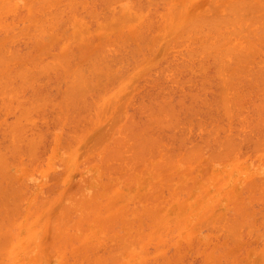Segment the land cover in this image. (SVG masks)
Instances as JSON below:
<instances>
[{
  "label": "bare ground",
  "instance_id": "1",
  "mask_svg": "<svg viewBox=\"0 0 264 264\" xmlns=\"http://www.w3.org/2000/svg\"><path fill=\"white\" fill-rule=\"evenodd\" d=\"M56 1H59V3H60V5L61 6H63V8L64 9H69L68 11H70V10H72V8H74V6H72V8H71V4H72V1H73V3L74 2H76V0L74 1V0H72V1H64L63 2V4H65L66 2H68V3H70V5L68 4V6H70V8L69 7H67V8H65L64 7V5H62L61 4V2L63 1H61V0H0V17L2 16V17H4L1 13L4 11V9L7 11V12H10V11H12L13 12V10L14 11H16V7H18L21 3V5L20 6H22L23 5V7H24V10L21 8V7H19L18 8V10H19V12H22V10L23 11H26L27 9H29V6H28V8L26 7L27 6V4L29 5V4H31V8L29 9V10H31L30 11V13H29V11H28V13H26L27 15H29V16H27L26 15V20H27V18H28V22L31 24V22H32V18H34V13H36V14H43L44 13V10L46 9V10H48L49 8H51L52 6H53V4H51V3H54V6L55 5H57V3H55ZM107 2L106 4H107V6H108V4L111 2V1H114V0H109V2H108V0L106 1V0H102V2ZM115 1H117V0H115ZM118 1H120V0H118ZM124 1V0H123ZM131 1V0H130ZM135 1V0H134ZM137 1H140V0H136V3L135 2H133L132 4H131V2H130V4L132 5L131 7H133L134 8V5H135V8L134 9H136L138 6H140L141 5V1L137 4ZM142 1H144V0H142ZM145 1H147V0H145ZM152 1V0H151ZM160 1V0H159ZM166 3H165V2ZM172 0H161L160 2H164V4H169V5H171L172 4V2H171ZM175 1V0H174ZM176 1H179L180 2V0H176ZM188 1V0H187ZM209 1V0H208ZM211 1H213V2H211ZM210 1V3H207V5L208 6H212V10H215L214 9V7L215 6H217L218 8H220L219 6H221V8L224 6V8H222V9H224L225 11H223V12H225V13H223L222 11V13H223V16H220V17H222V18H224L225 16H227L225 19H223L222 20V18H221V20H219V15H214L213 13L215 12H217V10L216 11H213V13L211 12L212 10H209V9H211V8H209V7H206V8H209L208 10H201L198 14H199V16H196V17H194V16H192L190 13H189V10L188 9H186V11H184L185 9L183 8L184 6H183V4L185 3L186 4V1H184V3L182 4V5H180V7H182V9L179 7L178 8V11H177V15L176 14H174L173 13V16H172V11H174V10H172V8L171 9H169V11H167V12H170V13H164L165 14V16L167 15L168 17H170L171 18V16L172 17H174V21H177V26L175 27L174 26V28H173V25L171 26V23L169 24V26H171V27H169V30L167 31L168 33H170V34H168V35H174L173 36V39L175 38V33H176V36L179 34V32L180 31H182L181 29H183V32H184V35H185V33L187 32V31H189V32H187V34L189 33H191V34H193V37H194V35H195V37H197V34L198 33H200V35H201V33H205V32H207V33H205V34H203L201 37L203 38H205L204 39V42L202 43V42H200L201 40H200V38L201 37H199V39H197L198 40V42L194 39V41H193V37H192V35L190 36V35H185V37H184V35H182L181 33L182 32H180V34L175 38V40L176 41H174L173 39H172V35L171 36H169V41H167L166 42V40H167V38H166V40L164 41L163 40V42L162 41H160L159 43H161V44H163V43H167V44H165V46L164 47H166V45H168V44H170L169 42L171 41L172 43L173 42H177V38L179 37V38H187L188 36H190L191 38H187V39H185V40H187V46H189V43H188V41H189V39L190 40H192L190 43H194V44H196V46H200V48H196V46H194V44L192 45V47H193V49L195 50V48L196 49H201L202 47H203V49H201L200 51H199V53H198V51L197 50H195V51H193V49H191L192 47H191V45L189 46V47H191L190 49L192 50V53H191V51H189V48L188 47H186V46H183V45H185V44H181L182 46L181 47H186L185 49H187V52L186 51H184L181 55H184L185 54V56L187 55V58L188 57H191V55H192V58H195V56H193V55H200L201 53H202V63L204 62V60L205 59H207L208 60V58H210V61H212L214 58H215V56H216V59H215V61L213 60V62L214 63H211V64H213V66L212 67H214L215 69H214V73H215V71H216V73L214 74V75H216L217 77H219L218 75H220V76H222V78H223V76L224 75H226L225 76V78H223V79H225V81H228V82H225L224 80V82L227 84L226 86H223L221 83H222V78L221 77H219V78H217V80H218V82L217 83H219L218 85L220 86V87H222V88H220L219 87V89H223V87H225L224 88V90L226 91V92H228V94L224 91V90H221V91H224V93H222L221 91H219V92H221L222 94H220V96L218 97L219 98V100L220 99H222L221 101L223 102H221L220 103V105H218V109L222 106V108H225V109H223V110H225V112H227L226 113V115H230L231 116V114L232 113H234L236 110L238 111V107H236V105L237 106H239V104L238 103H241L242 101L241 100H244V99H246L247 97H249V96H247V97H245L244 95H242V93L243 92H245V91H240V92H242V93H240L239 91L237 92V90H233L232 88H234L235 86H239V84H242V83H244V82H242L241 83V81H244V79H245V81L247 82L248 80H252V79H254V78H251L252 76L251 75H253L252 73H253V70L251 71V70H249L248 68L247 69H245V70H249V72H251L250 73V77L247 79V74H246V78H243V76H244V73H243V75H241L242 74V72H243V70H242V68L243 67H241V66H244V68L246 67L245 65H249V63H247V60H246V54H247V48L248 47H250V45H251V48H253V44L252 43H254V42H252V41H255V42H257V40L258 41H261L260 39H262V38H264L263 37V34H264V32L262 31V29H264V23H262V21L264 22V17H262V16H264V11L262 12L263 14L261 15V14H259L260 12V10H261V8H264L263 6H262V3H260L261 1L263 2L264 0H261L260 2H258L259 4L258 5H256L255 6V3L257 2V1H259V0H254V1H250V0H248L249 1V5L251 6H249V5H247L248 4V1L246 2V0H229V1H227V0H225L224 2H223V0H221L223 3H221V1L220 0H216V1H218V3H217V5H215L214 6V0H211ZM220 1V2H219ZM120 2H122V1H120ZM149 3H145L146 5L147 4H149V5H151L150 3V1H148ZM160 2H158L157 1V4H155L154 6H156V5H158V3H160ZM193 2V1H192ZM195 2L196 1H194V3L193 4H195ZM254 2V4H252ZM18 3H19V5H18ZM35 3H36V5H35ZM38 3V4H37ZM46 3H47V6H45L44 7V4L46 5ZM49 3V4H48ZM59 3H58V5H59ZM117 3V2H116ZM119 3V2H118ZM125 3V2H124ZM129 2H127L126 4L129 6V4H128ZM143 3V2H142ZM143 3V4H144ZM154 3H155V1H154ZM153 1H152V6H153ZM171 3V4H170ZM212 3V4H211ZM220 3H221V5H220ZM225 3V4H224ZM230 3V4H229ZM25 4H26V6H25ZM42 4H43V6H42ZM76 4H77V2H76ZM102 4H104V3H102ZM105 4V5H106ZM111 4V3H110ZM136 4H137V7H136ZM161 4V3H160ZM163 4V5H164ZM173 4H174V2H173ZM172 4V5H173ZM179 4V3H178ZM224 4V5H223ZM232 4V5H231ZM13 5H16L15 6V8L13 9L12 7H13ZM37 5H40V6H42V7H40V9L39 10H41V11H43V12H39V10H37L36 12H34L33 13V11L35 10L34 8H36L35 6H37ZM50 7H49V6ZM57 5V6H58ZM67 5V4H66ZM73 5V4H72ZM118 5V4H117ZM119 5H121V4H119ZM123 5V4H122ZM141 6V7H138L136 10H141L143 7L145 8H143L142 9V11L143 10H145L146 11V13H147V7H148V5L147 6ZM163 5H160V7H157L158 8V10H159V8H162V7H165V6H163ZM169 5H167L166 7H168ZM187 5V4H186ZM185 5V6H186ZM223 5V6H222ZM227 5V6H226ZM264 5V4H263ZM53 6V7H54ZM104 6V5H103ZM107 6H104V7H107ZM111 6V5H110ZM124 6V5H123ZM175 6H177V2H176V4H175ZM179 6V5H178ZM177 6V7H178ZM210 6V7H211ZM255 6V7H254ZM258 6L259 7H261L260 9L258 8ZM25 7L27 8L26 10H25ZM33 7V8H32ZM43 7L45 8L44 10H43ZM47 7V8H46ZM56 7V6H55ZM54 7V8H55ZM109 7V6H108ZM107 7V8H108ZM117 7V6H116ZM122 6H120V8H121ZM150 7V6H149ZM169 7H171V6H169ZM225 7H227V9H228V12L230 13V14H228L227 13V9L225 8ZM249 9H248V8ZM254 7V8H253ZM37 8H39V6H37ZM36 8V9H37ZM52 9L53 11H54V13H57V11L55 12V10H57V9ZM57 8V7H56ZM59 8V7H58ZM84 8H86V7H84ZM90 8V7H89ZM115 8V7H114ZM119 8V9H120ZM126 8V7H125ZM141 8V9H140ZM154 8H156V7H154ZM174 8V7H173ZM256 8H258L259 10H258V14H257V9ZM22 9V10H21ZM33 9V10H32ZM62 9V8H61ZM60 9V10H61ZM91 9V8H90ZM93 9V8H92ZM96 9V8H95ZM126 9H128V8H126ZM149 9V8H148ZM151 9V8H150ZM149 9V12H148V14L150 13V12H152L151 10ZM168 10L167 8H164V10ZM175 9V8H174ZM180 9V10H179ZM255 11H254V10ZM18 10H17V12H15L16 14H13L12 13V16H14V17H20L21 15H23V13L24 12H22V13H19L20 15H18ZM21 10V11H20ZM74 10H75V8H74ZM77 10V9H76ZM85 10V9H84ZM89 10V9H88ZM107 10V9H106ZM110 10V9H109ZM129 10H131V9H128L127 11H129ZM153 11L155 10V9H152ZM158 10H156V11H158ZM163 10V9H162ZM163 10V11H164ZM165 10V11H166ZM172 10V11H171ZM219 10V9H218ZM253 10V11H252ZM51 11V10H50ZM50 11H48V12H50ZM73 11V10H72ZM91 11H95V12H97L96 10H91ZM91 11H89V12H91ZM111 11V10H110ZM109 11V12H110ZM116 11V10H115ZM115 11H113V13L115 12ZM122 11V10H121ZM120 11V12H121ZM125 11V10H124ZM132 12H133V10H131ZM130 11V12H131ZM135 11V10H134ZM156 11H154V12H156ZM159 11H161V10H159ZM182 11V12H181ZM197 11V10H196ZM203 11H205L206 12V15H208V18H207V16L205 15V12L203 13ZM210 11L211 13L210 14H208V12ZM249 11V12H248ZM262 11V10H261ZM45 12H47V11H45ZM62 12V11H61ZM76 12V11H75ZM95 12H94V14L93 13H91L92 15H94L95 17H97L98 15L97 14H99V12L97 13V14H95ZM108 12V11H107ZM108 12V13H109ZM140 13H143V12H141V11H139ZM139 12H135V15L137 16L138 14H139V16H140V13ZM184 12H185V14H184ZM203 14H202V13ZM244 12V13H243ZM245 12H247V13H249V14H245ZM250 12H254V13H256V14H254V16H253V14H250ZM25 13H24V17H25ZM51 13V12H50ZM53 13V12H52ZM59 13V12H58ZM57 13V14H58ZM62 13H64V12H62ZM65 13H67L66 15H68V12L66 11ZM72 13V12H71ZM70 13V14H71ZM111 13H112V11H111ZM111 13H109V15L111 14ZM116 13V12H115ZM123 13V12H122ZM134 13V12H133ZM137 13V14H136ZM179 13V14H178ZM181 13V14H180ZM193 13H195V12H193ZM201 13V14H200ZM220 13V12H219ZM226 13H227V15H226ZM7 14H9V13H7ZM5 15V11H4V15L6 16L4 19H7V16L8 15ZM34 14V15H33ZM41 14V15H42ZM46 14V13H45ZM48 14V13H47ZM56 14V15H57ZM60 14V13H59ZM78 14V13H77ZM121 14V13H120ZM124 14L126 15V13L124 12ZM158 14V13H157ZM224 14H225V16H224ZM10 16H11V14H9ZM32 16V18H30L29 19V17H31ZM41 15H40V17H39V19L41 18ZM49 16H46V15H42V19L44 20H42V19H40V20H38L39 21V23H40V21L41 22H47V19H48V21L50 22L49 23V25L50 24H52L51 22L52 21H54L55 20V24H54V22H53V27H54V29H55V26L56 27H59V26H57V23L58 22H56V21H58V19H61V17H59V15L58 16H56V15H54L53 16V14H48ZM52 15V16H51ZM64 14H62V15H60V16H62V19L59 21L60 23H65V20H67V16L66 15H64V16H66V18L63 16ZM86 15H89V13L87 12L86 13ZM92 15H90L89 17H91ZM97 15V16H96ZM111 15H115V14H111ZM111 15L109 16V17H111ZM124 15V16H125ZM128 16L129 15H131V14H127ZM144 15H147V14H144ZM155 15V14H154ZM160 15V14H159ZM170 15V16H169ZM211 16V18H212V20L210 19V16ZM228 15H229V17H228ZM239 15H241V16H239ZM242 15H243V17H242ZM245 15H246V17H245ZM248 15V16H247ZM253 17H256L255 15H258L256 18H253ZM10 16H8V18H11ZM36 16V15H35ZM58 18L57 20H56V17ZM69 17H70V15H68ZM101 16V15H100ZM106 16V15H105ZM132 16H134V14L132 15ZM147 16H149V15H147ZM146 16V17H147ZM157 16V15H156ZM161 16V15H160ZM159 16V17H160ZM201 16L203 17V19L201 18ZM213 16V17H212ZM218 17L217 19L215 18V17ZM232 16H234V17H232ZM238 16V17H237ZM46 17H49V18H47L46 19ZM51 17H55V18H53L52 20H51ZM64 17V18H63ZM71 17H72V15H71ZM70 17V18H71ZM83 17V16H82ZM94 17V18H95ZM152 17V16H151ZM162 17H163V15H162ZM168 17H165L166 18V20L167 21H165V23L166 22H168L169 21V19H167ZM176 17L178 18V19H176ZM249 17H251V18H249ZM262 17V19H260ZM23 18V17H22ZM36 19H33V22L35 23L36 21L35 20H37V17H35ZM69 18V20H71V21H73V19H74V21H76V19L78 20V19H80L81 17L79 16V14H78V16H77V18H76V16L73 14V19H70ZM99 18V17H98ZM97 18V19H98ZM106 18H108V15H107V17ZM112 18V17H111ZM144 18V17H143ZM143 18H142V20H143ZM191 18V19H190ZM201 18V19H200ZM232 18V19H231ZM258 18V19H257ZM15 19V18H14ZM21 18H19V20H20ZM46 19V20H45ZM64 19V20H63ZM86 19V18H85ZM113 19V18H112ZM124 19H126V18H124ZM127 19H128V17H127ZM126 19V20H127ZM130 19H132V18H130ZM139 19H141L140 17H139ZM146 19V18H145ZM153 19V18H152ZM156 19H157V17H156ZM160 19H161V21L164 19H162L161 17H160ZM160 19H159V21H160ZM172 19V22H173V18H171ZM170 19V20H171ZM207 19V20H206ZM214 19V20H213ZM243 19V20H242ZM245 19V20H244ZM248 19V20H247ZM251 19L253 20V22H255V21H257L258 22V20L260 21L261 20V22H258L259 24H262L261 25V28H259V27H256V25L255 24H257V23H253L254 24V26H252V24H251V28H255V29H257V30H260V31H262V32H260V31H257V30H254L253 29V32L252 33H254V34H252L251 32V37H250V35H248V33L246 34V32L248 31L249 32V30H246V29H242V27L243 28H247L246 27V21H247V23H248V21L250 20L251 21ZM257 19V20H256ZM3 20V19H2ZM2 20L0 19V21L2 22ZM8 20H10V19H8ZM17 19H15V21H16ZM26 20H25V23L23 22V24H26L27 22H26ZM95 20V19H94ZM99 20L101 21L102 19H98V21L97 22H99ZM107 22H106V24L108 23V20L109 19H105ZM105 20H103V21H105ZM133 20H134V18H133ZM135 20H136V18H135ZM141 20V21H142ZM149 20H150V18H149ZM154 20H155V16H154ZM153 20V21H154ZM189 20H191V21H189ZM225 20V21H224ZM5 21H7V20H5ZM96 21V20H95ZM158 21V20H157ZM186 22V21H189V25H187L188 24V22H187V24L185 25L187 28H185V27H182V23H180V22ZM211 21V22H210ZM222 21H223V23H222ZM244 21H245V24L246 25H244L243 23H244ZM250 21H249V23H250ZM13 22V21H12ZM17 22H19V21H17ZM21 21L19 22V24L21 25V23H22ZM32 22V24L31 25H36V24H39V23H33ZM114 22V21H113ZM140 22V21H139ZM138 22V23H139ZM154 22H156V20L154 21ZM7 23V22H6ZM60 23H58V25H60ZM81 23H82V19H81ZM84 23V22H83ZM82 23V24H83ZM86 23V22H85ZM101 23H102V21H101ZM105 23V22H104ZM192 23V24H191ZM241 23V24H240ZM248 23V25H250ZM7 24H9V21H8V23ZM7 24H6V27H7ZM18 24V23H17ZM18 24V25H19ZM28 24V23H27ZM41 24V23H40ZM40 24L39 25H36V26H34L33 28H34V30H33V28L32 29H30V27H29V29L27 30V32L28 31H31V30H33V32L35 33V30H36V32L38 31V30H40V31H38V33H36V34H39L40 32V36H42V37H40V38H42L43 39V36H44V39H45V37L47 36V35H43V33H42V31L43 30H41V29H43L42 27H41V29L39 28L40 27ZM43 24V25H42ZM41 24V26H45V24L46 23H42ZM61 24V25H62ZM106 24H104V25H106ZM114 24V23H113ZM134 24H136V25H138L137 23H136V21H135V23ZM140 24H143V23H140ZM146 24H148V23H146ZM150 24H151V21H150ZM162 24H164V22L162 23ZM172 24H176L175 22H173ZM219 26H222L223 28H225V29H223L222 28V30L220 29V27H218V25ZM221 24V25H220ZM237 24V25H236ZM239 24V25H238ZM5 26V23H4V25L3 24H1L0 23V26ZM29 25V24H28ZM28 25H24V27H21V28H24L25 29V26L27 27ZM55 25V26H54ZM61 25H60V27H61ZM84 25V24H83ZM133 25V24H132ZM152 25H153V23H152ZM151 25V26H152ZM154 25H155V23H154ZM217 25V26H216ZM236 25V26H235ZM241 25H242V27H241ZM244 25V26H243ZM14 26V25H13ZM21 26H23V25H21ZM38 26V27H37ZM101 26H103V25H101ZM116 26V25H115ZM147 26V25H146ZM145 26V27H146ZM150 26V25H149ZM156 26L158 27V26H160V25H158V24H156ZM156 26H155V28H156ZM163 26V25H162ZM161 26V27H162ZM165 26V25H164ZM167 26H168V24H167ZM188 26H190V27H188ZM228 26H231V27H229L228 29H226ZM234 26V27H233ZM237 26H240V27H237ZM6 27H4V28H6ZM35 27H37V29L35 28ZM46 30H45V28H44V30L45 31H50L52 34H50V35H48L49 37L50 36H52V35H54L53 36V38L52 37H48L47 36V38L44 40L43 39V41H46L47 42V39L49 38L50 39V41H48V43H50V47H49V44L47 45V43H46V46H45V43H43L42 42V44H40V45H42L41 47H42V50H40L39 51V48H40V46L38 47V46H36V45H38L39 43V41H42V39L40 40L39 38H38V41H36L37 40V38L36 37H38V35L36 36V34H34L36 37H35V43L33 42V44H32V47H34V46H36V49H37V51H39V52H34L35 50V48H31L32 50H34L33 51V53L35 54V57H33L34 55H33V53H32V50L29 48V46L31 47V45H29L28 44V48L30 49H28L27 51L29 52V55H30V52H31V54L33 55H31L32 57H30L29 55H28V52L27 53H22V51H21V53H19V51L18 50H14L13 49V47L11 48V49H7L6 47V49L8 50V52H6V50H4V45L5 46H10L9 45V43H7V41H9L10 42V39H8L7 40V38H9V37H7V36H5V35H7V30L9 31V28H11L10 30L12 31V29H13V27H9V25H8V27L6 28V29H4L3 31L4 32H7L6 34L3 32V34H5L4 36H5V39L4 40H6V41H1L0 40V44H1V46L4 44V42H6V44H4L3 45V51H5V54L6 53H8L9 55H3V51H2V48H1V46H0V51H2V54H1V52H0V59H1V57H2V59H4V60H0V111H4L5 109H8V112L10 113V111L12 110L11 108L13 107V103H15V99H17L19 102L17 103V101H16V108L14 109L13 108V110H15V111H12L11 113H13V112H16L17 111V109H19L17 112H16V114L14 115L15 117H14V120H13V118H12V122H11V124H9L8 122H7V125H6V121L7 120H5L4 122H3V120H1L0 121V124L2 125V123H4L6 126L5 127H7V126H9V127H7V129H2L1 128V125H0V129H2L1 130V132H0V135H1V137H3V134H4V137H3V140L2 141H4L3 143V145L1 144L2 142H0V146L2 145V147H0V148H4V145L6 144V146H5V151H7V152H10L9 150L11 149V148H13L12 149V152H14V155H13V153H11L10 152V154H8V153H5V151L4 152H2V150H1V153H3V154H1L0 153V160H1V158L4 156V153L6 154L5 155V158H2V161H3V159H5L4 160V163H2V161H0V259H2L1 261H0V264H181L182 262H184V261H186V260H184L185 258H190L191 257V255L192 254H195V253H197V255L196 256H199L200 254H202V256L203 257H201V258H199V257H196V258H198V260L199 259H203V261L201 260V264L202 263H204V264H219L220 262L222 263V264H264V252H263V249L262 248H255L256 247V245L255 246H252V245H250V243H248V245H247V238L249 239V235H251V237H252V239H254L253 238V236L252 235H254V237L255 236H258L259 238H257V239H259V240H257L258 241V244L257 245H259L260 246V244H263L264 243V233H262L261 231L263 230L264 231V227L262 226L261 227V229L262 230H260L259 231V228H256V225H255V223H256V221H255V216L257 215L258 216V214H259V212L257 211V214L253 211L254 209H253V207H254V205H258V203L260 204L261 202L260 201H264V175L263 176H261L262 177V182L259 184V183H257V185L255 184V185H253V184H250V185H248L249 184V182H252V183H255V182H253V180L252 181H250V179L252 178L253 179V177H251V175H254V174H260V173H264V166H263V164L261 165V164H259V165H255V167H253L254 166V163H253V166L252 165H247V163H245V161L244 162H241V160H239L240 159V152H239V144H238V148L237 147H235L236 146V144H235V142H234V145H233V140L231 139V137H230V133L228 134V136H227V138H228V140H227V138H226V140H225V142L223 141V140H221V138H220V140H221V142H223V143H221L220 141V143H219V145H217V147H215V148H217L216 150L217 151H214L213 152V155L217 158V160H211V162L212 163H214V164H216V165H214V164H212V165H214V166H212L210 169H209V171L208 172H204L203 170V168L204 167H202L201 169H202V173L200 172L199 173V175H201V178H200V176L198 175V178L199 179H197V177H196V175H195V177H193L192 175V173L194 172V171H192L191 169H193V167H196L197 165L196 164H198V162L197 163H195L197 160H199V159H201L204 155H205V153H206V151L205 150H207V149H205V150H203V148H202V146L201 145H199V146H201L200 148H199V146H195V148H194V146H192V148L190 147V150H185L184 152L183 151H181V154H180V152H177L176 150H178V151H180L179 149H181V147H174V145L170 142V140H169V142H168V144H172L173 146H168L169 148H167L166 146V148L167 149H164V147H163V145L165 144H167V139L165 140V138L163 137V135H161V133H162V131H161V133H159L158 132V129L159 128H163L164 127V125H165V123H164V121L166 122V128H168L167 126H169V125H173V124H176L175 125V127H176V130H177V128H180L181 127V125H180V122L182 121V119H181V117L180 116H178V115H176L177 114V111H176V114H174L175 112H174V110L171 108V106H169V104H171V102L170 103H168L167 101H166V99L167 98H165V97H162V99H159L158 97H153V95L151 96L152 98H158L159 99V101L160 102H162V105H163V103H165L163 106L161 105V103L160 102H158V99H157V101L155 102V100L156 99H152V102H155V106L154 107H156L155 109H156V111H155V109H153V106L151 105L150 106V109H149V106H146L147 104H148V102L146 103V104H143V106H142V108L143 109H141V108H139L138 106H136V108H135V110L136 109H138L139 108V112H140V110H142V112H145V108H146V111L147 110H150V111H147V113H146V116H145V120H147L148 118L150 119V121L152 122V121H155V120H158V119H161V115H163L164 116V114H169L168 116H173V119H172V117L169 119V117L168 118H166L167 117V115H165L164 117L162 116V118L164 119V121L162 122L161 120V123L163 124V126H162V124H159L160 123V121H157L158 122V124L159 125H161L162 127H159V128H155V126L157 125L158 126V124H156V121L155 122H150L149 120H147L146 121V123L147 124H149V122L153 125V127H152V125L151 124H149V126L151 127L150 129H153V130H150V132L151 131H153V135L156 133V136H153V135H151L152 133H150V132H148L149 130V126H147L146 125V131H145V129H144V127L142 126V125H140V123L138 122L137 124H139L140 126H142L143 128V130L141 129L140 130V132H142V133H140V132H137V131H135V130H138L137 128H135L136 126H135V123H132V121L133 120H135V118H133L132 117V119L130 118V116H128L129 114V112L127 111V117H128V119L130 120L131 119V122H129V120L128 121H125V120H127V117H125V119H124V117H122L123 119H124V122L123 121H121L122 120V118H121V120H119L118 118H119V116H115V115H117V114H120L119 112H121V114H122V111L120 110L121 109V107L119 108V103L117 104V106H114L115 108H116V110H118V112L115 110V112H114V110H113V108H112V106H111V104H110V99H108V100H106L105 101V104H106V102L107 101H109V103L107 102V104L106 105H108L107 107H109L110 109H108V108H106L105 106H104V108H106L107 110H109L108 112L109 113H111L110 112V110L112 109V113L111 114H113L114 113V115H112V119H115V121L113 122V125H111V124H109V125H111V127L110 126H108V123H110L112 120H108L107 122L108 123H106L105 124V122H104V124H103V126L104 127H106V126H108L109 128H110V130H109V128L107 127V129L105 128V130H104V128L103 129H100L101 130V132H99V126H101V125H99V126H97L95 129L96 130H94V127L92 126L93 125V121L92 120H90L89 119V121H91V123L89 122V124L87 125L86 123V121L88 120H86V116L84 117L83 116V111H80L81 113H82V115L79 113V112H77V114H78V117L76 116H74L73 115V117H74V119H78V121H80L81 120V118H83V120L85 121V124H80V123H84V121H82V122H77V124L79 123L80 124V126H82V128H79V131H81V132H84V133H81V136L83 137L84 135L86 136L87 134H85V133H88L87 131L85 132L84 130L86 129L87 130V128H85V127H87V126H89L90 124H92L91 126L93 127V130H94V132L91 130V132H89L90 134L93 132V133H95L97 130V133L99 132L100 133V135L101 136H99L98 134H96V136L98 137H96L95 135H94V137H93V133H92V139H96L95 141H94V144H93V142H91V141H93L92 139L91 140H89V142L91 143L90 145H88V147L90 146V147H92V148H86L85 147V150L82 152V149H81V147H80V149L81 150H79V148H76L77 147V145L75 146V142H76V140H75V138L77 139L78 137L80 138L81 136L79 135L80 133L78 132V131H75V133L77 132V133H79V134H75V133H73V131H74V129L71 131V133H69V135H71V137H72V134L74 135V137H72L70 140H72V145H73V141L75 140V144H74V151H72V150H69V152L70 151H72V155H70L71 156V160L70 159H67L68 161H71L70 163L68 162V164H67V167H66V169L64 170V173H63V175H62V177L61 178H59V180L61 179L62 180V183L61 184H63V187L61 186V188H59V190H57V192L56 193H52L53 195H58L57 197L59 198H57L56 200L55 199H53V198H51L50 199V196L51 197H53V195H47L48 196V198H47V196H44V197H41L40 198V196H43V190H42V195H40L39 194V191H38V188H39V186H41V182L39 183V182H37V181H35V182H33V184H36V185H34L35 187H34V189H33V185L31 186V184H29L30 182H28V184H29V186L27 185V186H25V187H32V190L33 191H29L28 189H26V188H23L24 186L23 185H25V183H27V181L28 180H32V181H34L35 179L37 180V178L35 177L36 176V174H35V176H34V174L33 173H27V171H26V169H24V167L21 165V163L22 164H25V167H26V165H27V162L26 161H22V159H24L25 158V156H27L25 153L23 154V152L22 151H27L28 149H29V153H27V154H29L30 156H31V158L30 159H32L33 160V156H35V155H43V158H41L40 157V159L43 161L44 160V155L45 154H43V151L41 152L42 154H36L37 152V150L36 149H41L40 148V145H42V147H43V145H45L44 143L45 142H42L43 140H41L42 138H44L45 139V134H47L48 132H46V133H44V134H42V132H41V134H42V136H41V134H39L40 132H35L36 130L35 129H33V128H36V127H32L31 129L30 128H28V124H27V122L26 121H31L30 119H28L29 117H31V113H32V118H33V116H38L39 118L41 117V113L45 110V108H48V107H46L45 106V104H47L48 106L50 105H53V107L54 106H57V103H51V102H48V101H50L51 99H53V98H56L55 100H57V101H59V97L58 96H56V97H53L54 96V93H52V97H50L49 98V95H51V94H47V93H44V92H47V90H43L44 92H40V90H41V85H48V83H49V87H51V85H52V87H53V84L52 83H50L52 80L55 82L56 80L55 79H57L58 78V76H60V78L61 79H59V80H61V81H64L65 80V77H67V75H69L68 76V78H67V81L65 80L64 81V84H65V88H63L62 89V91H64V93L63 94H61V96L63 95V99L65 100V102H67L66 104H65V102L63 101V99L60 97V100L62 99V101L61 102H63V103H61V105L62 104H64V105H60V102H59V104H58V106L56 107V108H58V109H55V110H58V112L59 111H61L60 113H62V114H60L59 113V115H58V113H57V115H56V120H58V121H56V123L57 122H59V124H61V125H66L67 123L69 124H73V127H75V125H76V122H75V125H74V122L72 123V121L71 120H73L74 121V119L72 118V114L73 113H71L69 116H71V120H68V119H66V121H65V123L64 122H62L60 119H62L63 118V116H64V114L66 113L67 114V110H68V113H69V111H70V108L68 109L67 107L69 106H71V104H73V105H75V104H77V103H79V101L81 100V101H83V103L82 104H84V96H86V93H87V96H86V98H88V100L91 98V97H93L94 95V98L96 99V101H97V99L98 98H100V99H102L101 97V94H99V93H106V97L103 95V93H102V95L105 97L104 99H107L108 97H110L109 95L107 96V94H109L110 93V91L108 92V90L110 89V88H112V87H109V88H107L106 87V85H107V83H108V85L110 84L111 86L114 84V87H116V90H115V88L113 89V90H115V92L117 93V94H120L121 92H119V91H122L123 89H126L127 88V86H129V91H130V94H132L131 92V90H133V89H131L130 87L132 86L131 85V83H132V81H131V83L130 84H128V82L130 81V79H131V77L132 76H130L129 77V75H133V74H136L139 70L137 69V71L135 72V70H134V72L135 73H131V74H129V75H127L125 78L126 79H128L129 78V80H125L124 78V80H123V82L125 81V83H127V84H125V83H119V82H117V81H119L118 79H120L121 78V76L122 75H124V74H122L124 71H123V69L124 68H126V69H128V68H131L132 67V65H133V63H132V65L130 64V67H129V65H128V63H130V62H128V61H130V60H132V59H130V60H127V59H129L127 56H125V57H127V61H124V59H123V57H121L122 55V52L124 53H126V51L125 50H127L128 49V47H129V45H132V46H130L129 48H134L135 47V44H133V43H131L130 44V42L132 41V38H131V33H128L130 36H128L127 35V37L128 38H131L130 40V42H129V44H127V42L129 41H126V47L127 48H125V50L123 49V51H122V48H123V45H122V41H120L119 42V44H120V46H122L121 48H120V46H119V44H118V46H119V48H120V50L122 51H120V55H119V53L117 54V52L115 53V55L113 56V57H110V59L111 58H115V60L113 61V62H115V61H117L118 63L119 62H121L122 60H120L121 58L123 59V63L122 64H120L119 65V67L122 69V71H120L121 69L119 68V69H117V71H118V74H119V76H118V74H115V70H114V68L116 67L115 65H117L118 63L117 62H115V63H113V62H111L110 61V59H108V61H110V62H106L105 63V54H104V52L103 51H100L99 53H98V51L100 50L99 48H102V45H103V42L100 44V45H98L97 47H99V46H101V47H99L98 49H94L93 50V53H95V52H97V53H95V54H92V53H85L86 51L84 50V49H86L87 50V48H88V50L87 51H89V49L92 51V46H93V44H92V46L89 48V46L90 45H86L85 47H87V48H85V47H83L84 45V42L85 41H83V40H85V32L87 31V29H86V31L85 32H82L83 33V40L81 39V41H83L82 43L83 44H81V45H83V46H81L80 44H79V47H80V49H78L79 47H71L70 45V43H71V37H69V38H67L69 35H71V34H69V33H67V34H65L64 33V26H62L61 28H60V30H63V32L60 34L59 33V36L61 35L62 36V38L61 39H63L64 40V38H66V39H68V40H64L65 42H63V43H67V42H69V39H70V42H69V46L71 47H68V43L66 44V47L65 46H63V47H65L63 50H67L68 48V52H67V54H66V52H63V50L61 49V48H59L58 47V43L60 44V42H58V38H59V36H58V38L55 36L56 34L58 35V32L59 31H57L56 30V32H55V30L53 29V27L50 25V27H48V22H47V24H46ZM108 27V24H107V26L106 27H104V28H107ZM131 26H129V27H127V28H130ZM133 28H136L135 26H132ZM143 27V26H142ZM154 27V26H153ZM153 27H150L151 29H153ZM205 27V28H204ZM216 27H218V28H216ZM233 27V28H232ZM235 27H236V29H235ZM0 28H3V27H0ZM63 28V29H62ZM98 28V27H97ZM103 28V27H102ZM109 28V27H108ZM126 28V27H125ZM139 28V27H138ZM144 28V27H143ZM160 28V27H159ZM165 28V30L163 29V34H164V31H165V35H166V29H168V28H166V27H164ZM230 28H231V30H230ZM248 28H250V26L248 27ZM247 28V29H248ZM250 28V29H251ZM17 29V28H16ZM20 29V28H19ZM24 29H22V31L24 30ZM48 29V30H47ZM50 29V30H49ZM57 29V28H56ZM132 29V28H131ZM137 29V28H136ZM185 29V30H184ZM188 29V30H187ZM219 29H220V31H223V32H225L224 34L222 33V35H221V32L219 31ZM1 30V29H0ZM6 30V31H5ZM13 30H15V29H13ZM21 30V29H20ZM19 30V31H20ZM51 30H53L54 31V33L51 31ZM78 30V29H77ZM130 30V29H129ZM129 30H126L127 32L129 31ZM144 30V29H143ZM142 30V31H143ZM145 30H147V29H145ZM150 30V29H149ZM154 30H156V29H154ZM201 30H203V32H201ZM206 30V31H205ZM210 30V31H209ZM212 30V31H211ZM213 30H215V33H214V31ZM216 30H217V32H216ZM228 30H229V33H228ZM236 30V31H235ZM245 31L246 30V32H245V35H244V32H241V31ZM2 31V30H1ZM10 31V32H11ZM18 31V29H17V32H18V34L20 33V37H21V32H19ZM25 31V30H24ZM23 31V36L24 35H27V33H26V31L24 32ZM44 31V32H45ZM79 31V30H78ZM82 31H84V30H82ZM124 31V30H123ZM126 31H125V35H126ZM133 31V33L135 32V34H137L138 33V31H137V33H136V31H134L133 29L131 30V32ZM158 31H159V29H158ZM186 31V32H185ZM220 32V34H217V33H219ZM233 31V32H232ZM16 32V33H17ZM130 32V31H129ZM144 32H146V31H144ZM144 32H142L143 34H144ZM150 32V31H149ZM151 32H152V30H151ZM150 32V33H151ZM156 32H157V30H156ZM161 31H159V33H160ZM209 32H212L211 34H209ZM227 32V33H226ZM239 34H237V33ZM257 32H259V33H257ZM12 33V32H11ZM31 34H32V31L30 32ZM49 33V32H48ZM47 33V34H48ZM101 33V32H100ZM114 33V32H113ZM124 33V32H123ZM122 33V34H123ZM140 33V32H139ZM158 33V34H159ZM230 33H231V35H230ZM261 33H262V35H261ZM10 34V33H9ZM13 34H14V32H13ZM12 34V35H13ZM44 34H46V33H44ZM64 34V35H63ZM69 34V35H68ZM110 35H112V32L111 33H109ZM141 34V33H140ZM153 34V33H152ZM155 34H157V33H154L153 35H151V34H147V32L144 34V37H143V35H142V37H140L139 36V38L142 40V38H143V40L141 41L139 38L138 39H136V41L137 40H140L141 41V43H140V41H138L140 44H141V48H145V46L143 47V44L145 43V42H147L148 43V41H145V40H147V37L149 38V36L151 35V36H153V38L155 39V37H156V35ZM207 34H209V36L210 35H212L211 37H213V36H215V37H213V38H211V37H209ZM213 34H215V35H213ZM229 34V35H228ZM241 34V35H240ZM243 34V35H242ZM255 34H256V38L259 36L260 37V35H261V37H260V39H253L252 41H251V39L250 38H254L255 37ZM260 34V35H259ZM33 35V36H34ZM68 35V36H67ZM109 35V36H110ZM117 35V34H116ZM132 35H134V34H132ZM145 35L147 36V37H145ZM155 35V36H154ZM160 35V34H159ZM216 35L217 36H220V37H216ZM223 35H225L226 36V39H225V37L223 36ZM253 35V36H252ZM258 35V36H257ZM17 36H19V35H17ZM30 35H29V33H28V37H29ZM33 36H32V38L31 39H33ZM60 36V37H61ZM63 36H65L64 38H63ZM78 38V33H77V35H73L72 36V39H73V37L74 38H76V37ZM88 36V35H87ZM86 36V37H87ZM91 36V38H90V40L89 41H91V39L94 37H92V35H90ZM90 36H88V37H90ZM99 36H101V35H99ZM109 36H107L108 37V39H110L109 38ZM115 36V35H114ZM137 36H138V34H137ZM198 36H199V34H198ZM205 36H207V38L205 37ZM228 36V37H227ZM230 36V37H229ZM234 36V37H233ZM236 36H238V37H236ZM241 36V38H240V40H242L243 42H244V40H245V37L249 40V41H251L250 42V44H249V41H247V39H246V42H248V43H246V44H244V43H240L239 42V40H238V38ZM7 37V38H6ZM13 37H15L16 38V34H14V36ZM12 36L10 37V38H13ZM20 37H18V38H20ZM98 37V36H97ZM104 37H106V36H104ZM104 37H103V39H104ZM106 37V38H107ZM123 37H125V36H122V38ZM133 37V39H134V37H135V35L134 36H132ZM160 37H162V36H160ZM160 37L158 36V39H160ZM163 37H165V36H163ZM171 37V38H170ZM225 39V41H224V39ZM233 38V40H231L232 38ZM235 37H236V39H235ZM27 38V37H26ZM98 38H100V37H98ZM105 38V39H106ZM117 38V37H116ZM127 38V39H128ZM135 38H137V37H135ZM152 38V37H151ZM201 38V39H202ZM209 38V40H212L211 42H209L207 39ZM211 38V39H210ZM218 38V40H216ZM221 38V39H220ZM243 38H244V40H243ZM1 39H3V38H1ZM17 39V38H16ZM16 39L13 41V43L16 41ZM29 39V38H28ZM31 39H30V41H31ZM48 39V40H49ZM54 39H56V41H54L53 40V42H51L52 40ZM88 39V38H87ZM97 39V38H96ZM101 39V38H100ZM103 39H101L102 41H104ZM112 39V38H111ZM119 39H120V37H119ZM124 39V38H123ZM125 39H126V37H125ZM124 39V40H125ZM222 39H223V41H222ZM12 40V39H11ZM34 40V39H33ZM32 40V41H33ZM149 40V42H150V39H148ZM181 40V39H180ZM206 40H207V42L209 43H207L206 42ZM221 40V41H220ZM228 40H231V41H237L238 43H239V45H238V43L236 44L235 42L234 43H232L231 41H230V43H229V41ZM29 41V42H30ZM59 41H60V38H59ZM73 41H77V39L75 40H73ZM80 41V42H81ZM112 41H113V39H112ZM115 41H116V39H115ZM144 41V42H143ZM203 41V40H202ZM216 41V43H217V41H219V42H221V43H223V47L221 46V48L219 49V48H217V47H220V45H222V44H220L219 45V43H217V44H215L214 42ZM12 42V41H11ZM37 42V43H36ZM57 43L56 45L57 46H55L54 47V45L55 44H53V43ZM95 42V41H94ZM101 42V41H100ZM124 42V41H123ZM156 43L155 44H157L158 42L157 41H155ZM179 42V41H178ZM177 42V43H178ZM181 42H184V40L182 41L181 40ZM213 42V43H212ZM13 43H11L12 45L11 46H13ZM32 42H30V44H31ZM77 43H78V41H77ZM86 44L88 43V42H85ZM112 43H114V41L112 42ZM117 43V42H116ZM134 43H135V40H134ZM139 43H137L138 45H139ZM146 43V44H147ZM227 43V44H226ZM258 43V42H257ZM51 44L53 45V49H52V47H51ZM76 43L75 42H73L72 43V46H74ZM89 44H91V42L89 43ZM106 44V43H105ZM104 44V45H105ZM146 44H144V45H146ZM160 44V46H162ZM198 44V45H197ZM199 44H201V45H199ZM207 44V45H206ZM211 44V45H210ZM214 44V45H213ZM224 44H226V46H225V49H224ZM232 44H234V46L232 45ZM235 44H236V46H238L237 48H235L236 46H235ZM240 44H241V46H240ZM243 44H244V46H243ZM247 44H249V46L247 45ZM256 44V43H255ZM254 44V45H255ZM34 45V46H33ZM116 45V44H115ZM149 45V44H148ZM177 45V44H176ZM176 45H174L175 47H176ZM217 45V46H216ZM229 45V46H228ZM48 48L49 47V49H52V52H53V50H55V52L57 51L56 49H57V47L60 49V50H62V53H63V56L64 57H61L62 56V53L59 51H57V53H55L56 54V56L53 54V53H50V54H48L47 55V53H46V51L47 52H49L48 51V49L46 50V48ZM117 46V45H116ZM124 46H125V42H124ZM154 46V45H153ZM160 46L158 45V49H160ZM171 46H172V44H171ZM205 46V47H204ZM211 46V47H210ZM216 46V47H215ZM231 46V47H230ZM62 47V46H61ZM62 47V48H63ZM68 47V48H67ZM81 47H83V48H81ZM104 47V46H103ZM113 47H114V44H113ZM112 47V48H113ZM156 47V45L154 46V48L152 47V49H156L155 48ZM163 47V46H162ZM170 46H168V48H169ZM208 49H207V48ZM242 47L243 48H246V49H242ZM43 48H44V50H43ZM73 48V49H72ZM115 48V47H114ZM117 49H119L118 47H116ZM138 48V47H137ZM137 48H136V50H137ZM167 48V47H166ZM166 48H164V49H166ZM177 48V47H176ZM214 48H217V49H219V50H216V49H214ZM223 48V49H222ZM227 48V49H226ZM250 48V49H251ZM72 49V50H71ZM116 49V50H117ZM172 49V48H171ZM175 49V48H174ZM174 49H173V51H174ZM179 49V48H178ZM184 49V48H183ZM182 48H181V50H183ZM211 49H213V50H211ZM235 49L237 50L236 52H235ZM70 50H71V52H70ZM73 50H78V51H76V52H78V54H76ZM83 50L85 51L84 53H83ZM98 50V51H97ZM114 50V49H113ZM113 50H112V52H113ZM135 50V51H136ZM204 50H206V52H204L203 53V51ZM207 50H210V51H207ZM14 51H17L16 53L14 52ZM82 51V52H81ZM127 51H129V50H127ZM131 51V50H130ZM139 51V50H138ZM152 51V50H151ZM157 51V50H156ZM159 51V50H158ZM162 51V50H161ZM177 51V50H176ZM202 51V52H201ZM13 52V53H12ZM25 52H26V50H25ZM51 52V51H50ZM103 52V53H102ZM132 52V51H131ZM130 52V53H131ZM153 53H155L154 51H152ZM151 52V53H152ZM172 52V51H171ZM182 52V51H181ZM188 52H190L191 53V55H190V53H188ZM193 52H196V53H194L193 54ZM210 52V53H209ZM211 52H213V53H211ZM15 53V54H14ZM45 54V56H46V59H48V60H46V59H44L45 58V56H43L44 54ZM59 53V55H57ZM61 53V54H60ZM65 53V54H64ZM130 53L128 54L129 56H131L130 55ZM133 53V52H132ZM136 53V52H135ZM177 53V52H176ZM188 53V54H187ZM217 53V54H216ZM235 53V54H234ZM237 53H239V54H237ZM23 54V55H22ZM26 54H27V56H26ZM36 54H40L39 56L38 55H36ZM71 54H72V56H71ZM74 54H76V56H74ZM81 54V55H80ZM138 54H139V52H138ZM137 53L135 54L136 56L138 55ZM157 54H158V52H157ZM157 54H155L156 56H157V58H159L158 56L159 55H157ZM159 54H161L160 53V51H159ZM170 54V53H169ZM204 54H206L207 56H210V57H206V55L205 56H203ZM222 54H223V57H222ZM225 54V55H224ZM11 55V56H10ZM50 55V56H49ZM52 55H54V56H52ZM80 55V56H79ZM86 55H88V56H86ZM111 55H113V54H111ZM110 55V56H111ZM118 57H117V56ZM124 55H127V54H124ZM123 55V56H124ZM134 55V54H133ZM134 55V56H135ZM170 55H172V54H170ZM174 55V54H173ZM189 55V56H188ZM215 55V56H214ZM231 55H232V59H230V57H231ZM234 55V56H233ZM10 56V57H9ZM24 56H26L27 58L29 57V60L26 58V57H24ZM49 56V57H48ZM52 56V57H51ZM108 56H109V54H108ZM116 56V57H115ZM140 56V55H139ZM156 56H155V58H156ZM167 56V55H166ZM176 56V55H175ZM214 56V57H213ZM226 56H228V59H230V60H228V61H224V59H226L225 57ZM243 56V57H242ZM248 56V55H247ZM6 57V58H5ZM20 57H23V58H20ZM44 57V58H43ZM48 57V58H47ZM67 57V58H66ZM69 57V58H68ZM72 57V58H71ZM121 57V58H120ZM201 57H199V58H201ZM211 57H212V59H211ZM235 57V60L233 59ZM32 60H31V59ZM37 58V60L39 61V63H38V61L37 60H35ZM39 58V59H38ZM71 58V59H70ZM77 59V61H76V59ZM117 58H118V60H120V61H118L117 60ZM132 58V57H131ZM135 57H133V60L134 61H136L135 59H134ZM138 58V57H137ZM156 58V59H157ZM161 58V57H160ZM159 58V59H160ZM197 58V57H196ZM196 58H195V61H196ZM199 58H197V61L199 60ZM222 58V59H221ZM250 58V57H249ZM8 59H10V60H8ZM13 59V60H12ZM70 59V60H69ZM218 59V60H217ZM238 59V60H237ZM11 60H12V63L13 62H15L13 65L15 66V72H17V74L15 73H12V72H14L13 71V67L14 66H12V63H11ZM18 60V61H17ZM27 60V61H26ZM51 60V61H50ZM73 60V61H72ZM74 60H75V62H74ZM79 60H81L82 62L84 61L85 62V64H83L81 61H79ZM132 60V61H133ZM138 60H139V58H138ZM164 60H166V59H164ZM164 60H162V62L164 61ZM189 60V59H188ZM206 60V61H207ZM217 60V61H216ZM221 62H220V61ZM232 60H234V62L232 61ZM237 60V61H236ZM16 61H17V63H19V61H20V64H18V66H16ZM34 61H36L35 63H34ZM40 61H43V63L45 62H47V64H43V63H41ZM49 61V62H48ZM70 61V62H69ZM160 61V60H159ZM192 61V60H191ZM197 61H196V63H194V64H198L199 63V61H198V63H197ZM209 61V62H210ZM239 64V65H241L240 66V68H241V70H240V72H241V74L240 73H238V71H239V69L240 68H238V70H237V67L239 66H236L237 64H236V62ZM243 61H245L244 63H245V65L243 64L242 65V63H243ZM5 62H6V64H5ZM8 62V63H7ZM33 62V63H32ZM74 62V63H73ZM79 62H81L80 63V65H79ZM126 62H128V63H126ZM137 62V61H136ZM161 62V61H160ZM160 62H159V64H160ZM182 62V61H181ZM208 62V63H209ZM215 62H217V63H215ZM220 62V63H219ZM2 63H4V64H2ZM21 63H22V66H21V68H20V65H21ZM77 63H78V65H77ZM110 65H109V64ZM126 65H125V64ZM189 63V62H188ZM191 63V62H190ZM201 63V64H202ZM205 63V62H204ZM208 63H205V64H203V67L202 66H197V70H200V72H201V69L202 70H204L203 71V74L205 75V73H207V71H206V66H207V64ZM223 63V64H222ZM226 63V64H225ZM229 63H231V64H229ZM236 65H235V64ZM10 66H12V67H9V65ZM35 64V65H34ZM76 66H75V65ZM134 64H135V62H134ZM144 64V63H143ZM170 64V63H169ZM168 64V65H169ZM173 64V63H172ZM176 65H177V63H175ZM179 64V63H178ZM218 64H219V66H218ZM221 64V65H220ZM233 64L236 66V68H235V70L234 71H236V72H233V70L232 71H230L232 74H234L235 75V77L234 78H232V76H229L230 75V72H228L229 73V75H228V73L227 74H224L223 72H224V70L225 71H227V69H228V71H229V68H231V67H229V65H231L232 67H234L233 66ZM2 65H5V66H2ZM72 65V66H71ZM74 65V66H73ZM109 65V66H108ZM111 65H113L114 66V68L111 66ZM121 65H123V67H121ZM128 65V68L126 67ZM157 65H158V63H157ZM165 65V63H163V65H162V67ZM174 65L175 67H173L172 65V67L173 68H175L176 70V74H173V75H176V79H178L177 78V76H178V71H177V66H181V63L179 64V65ZM183 65H184V63H183ZM189 64H187L186 65V63H185V65L184 66H186V67H184L185 69H186V71L188 70V69H191V68H193L191 65H193V64H190V66H188ZM196 65L194 66V67H196ZM200 65V64H199ZM206 65V66H205ZM218 67H216V66ZM225 65H227V67L225 66V68L226 69H224V66ZM7 66V67H6ZM34 66V67H33ZM82 66V67H81ZM167 66V65H166ZM165 66V67H166ZM11 68V69H9V68ZM110 67V68H109ZM149 67V66H148ZM147 67V68H148ZM154 67H155V65H154ZM153 67V68H154ZM160 67V66H159ZM158 67V68H159ZM161 67V68H162ZM169 67H170V65L166 68V70L168 69L169 70ZM188 67V68H187ZM200 67V69H198ZM207 67H209V66H207ZM211 67V66H210ZM229 67V68H228ZM3 68V69H2ZM18 68V69H17ZM33 68H36V69H33ZM60 68V69H59ZM112 68V69H111ZM138 68V67H137ZM144 68V67H143ZM156 68V67H155ZM217 68V69H216ZM219 68H220V71H219ZM249 68H250V65H249ZM252 68V67H251ZM6 69H8V70H6ZM17 69V70H16ZM20 69V70H19ZM32 69H33V71H32ZM52 69L54 70V72L56 73H59V74H55L53 71H52ZM62 69V70H61ZM87 69V71H85ZM125 69V72L127 71ZM160 69V68H159ZM165 69V68H164ZM163 69V70H164ZM171 69V68H170ZM180 69H182L181 67H180ZM179 68H178V70L180 71V72H183V71H181ZM185 69H183V70H185ZM224 69V70H223ZM232 69V68H231ZM234 69V68H233ZM38 73V74H35L36 72ZM52 71L51 73H49L50 71ZM59 70H60V72H59ZM115 72H114V71ZM162 70V69H161ZM163 70H162V72H163ZM173 71H174V69H172ZM196 69H194V71H195ZM196 70V71H197ZM207 70H210V69H207ZM211 70H213V69H211ZM244 70V71H245ZM6 71V72H5ZM8 71H11V74H10V72H8ZM42 72L43 74H41L40 72ZM111 71V72H110ZM143 71V70H142ZM142 71H141V73H142ZM165 71V70H164ZM170 71L171 70H169V72H167L168 74V76L170 75L171 77L173 76V75H171V74H169L170 73ZM172 71V72H173ZM174 71V72H175ZM189 71H191V72H194L193 71V69H191V70H189ZM223 71V72H222ZM31 72H32V74H33V76H34V78H39V79H42V82H40V83H42V84H40L39 85V82L37 83L36 82V80L34 79V78H32V74H31ZM33 72H35V73H33ZM48 72V73H47ZM64 72V73H63ZM85 72H87V73H85ZM109 72H110V74H113V75H115V76H118V79H117V77L116 78H114V76L112 75V77H113V79H112V81L113 80H117V81H113V82H111V80L108 82L107 81V83L105 84H102V80L104 81L105 79H107V80H109L108 79V76L109 77H111V75L109 74ZM113 72V73H112ZM122 72V73H121ZM124 72V73H125ZM140 72V71H139ZM161 72V73H162ZM179 72V73H180ZM185 72V71H184ZM222 72V73H221ZM246 72V71H245ZM53 73V75L55 76H53L54 78L52 79L51 77V75L49 76V74H52ZM117 73V72H116ZM120 73L122 74L121 76H120ZM202 73V72H201ZM220 73V74H219ZM41 74V75H40ZM47 74H48V76H47ZM60 74H62V75H60ZM138 74V73H137ZM146 74V73H145ZM160 74V73H159ZM163 74V73H162ZM213 74V73H212ZM222 74V75H221ZM238 74V76H237V78H236V75ZM240 74V75H239ZM264 74V73H263ZM262 74V75H263ZM36 75H38L37 77H35ZM46 76L45 78L44 77H42L41 78V76ZM140 75V74H139ZM142 75V74H141ZM164 75H166V74H164ZM207 75H208V73H207ZM261 75V76H262ZM31 76V77H30ZM65 76V77H64ZM102 76H107V77H103L102 78V80H101V77ZM134 76V75H133ZM136 76H138V75H136ZM135 76V77H136ZM159 76H161V75H159ZM201 76H202V74H201ZM200 76V74H199V77H201ZM18 77V78H17ZM47 77H48V79L50 78V79H52L51 81L49 80L48 81V79H47ZM111 77V78H112ZM123 77V76H122ZM145 77V76H144ZM163 77V76H162ZM161 77V78H162ZM165 77V76H164ZM171 77H168L169 78V80L168 81H170L171 80V83H174V82H172V79H173V77L171 78ZM181 78H183L182 76H180ZM203 77V79H205V77L204 76H202ZM209 75L207 76V79L204 81V84L205 83H207L206 81H208V80H210L209 78ZM212 77H214V76H212ZM231 77V78H230ZM240 79H239V78ZM241 77H242V79H241ZM245 77V76H244ZM28 78H29V81H28ZM64 78V79H63ZM70 78V79H69ZM141 78H143L142 76H140V80H141ZM167 78V79H168ZM211 78V77H210ZM221 78V79H220ZM20 80V81H17V80ZM63 79V80H62ZM138 79V80H139ZM166 79V78H165ZM229 79V80H228ZM231 79H233L234 81H235V79H237L236 81H238V83H236L235 85H232L231 83H233V82H231L232 80ZM259 80V79H262V81L261 80H259L257 83H260L259 85H260V89H261V91H257V90H259L258 88L257 89H255L256 87H254L252 90L256 93V94H258V95H260V94H263L264 95V93H262V92H264V87H263V89H262V86L261 85H263L264 86V76H262V77H260L259 75L258 76H256V78H255V80ZM33 81V80H35V83H37V85L35 84H33V82L31 83V85H34L35 87H32V86H30V81ZM45 80H46V84H44V82H45ZM58 79H57V81L54 83L53 81V83H54V85L56 84V87H62L64 84L60 81V83H62V86H60L58 83V81H59ZM101 80V81H100ZM136 80V78H134V80L133 81H135ZM138 80H136L138 83H139V81ZM173 80H175V79H173ZM179 80H180V78H179ZM182 80V79H181ZM201 80H202V78H201ZM200 80V82H202ZM241 80V81H240ZM256 80V81H257ZM48 81V82H47ZM68 81L69 82H71V84L69 85L68 84ZM121 81V80H120ZM127 81V82H126ZM135 81V82H136ZM177 81V80H176ZM183 81V80H182ZM182 81H180V84H181V82ZM255 81V82H256ZM261 81V82H260ZM16 82H17V84H16ZM58 82V83H57ZM263 82V83H262ZM19 83V84H18ZM68 84V86H69V88L66 86L67 84ZM115 83H117L116 85H115ZM177 83V82H176ZM182 83H184V82H182ZM216 83V84H217ZM249 83V82H248ZM247 83V84H248ZM28 84V85H27ZM57 84H58V86H57ZM119 84H121V86L119 85ZM123 84H125L124 86H123ZM133 84V83H132ZM175 84V83H174ZM173 84V85H174ZM203 84V83H202ZM221 84V85H220ZM228 84H229V86H228ZM234 84V83H233ZM238 84V85H237ZM246 84V85H247ZM101 85H102V87H101ZM105 85V86H104ZM109 85V86H110ZM119 85V86H118ZM127 85V86H126ZM139 85V84H138ZM137 85V86H138ZM182 85V84H181ZM225 85V84H224ZM245 85V86H246ZM25 86H28V87H32L31 89H32V91H30V90H28V92H29V94H28V96L30 95V93L32 92V94H34V95H30L29 97H28V99L30 98V97H32L30 100L31 101H34V97H35V94L37 93L38 94V98H39V95H40V98L38 99V98H36V99H38L39 100V102L35 99V101H37V102H35L36 104H34V102H31L30 100L28 101V99L27 98H25V96H22L24 99H27V101H25V102H23L22 100H24V99H22L21 97V99L20 98H18V96L20 95V90H22L23 91V88H24V91H25V88H27V89H29L28 87H25ZM37 86H40V87H37ZM98 86H100V88H103V89H100ZM126 86V87H125ZM135 86V85H134ZM170 86H171V84H170ZM170 86H169V88H170ZM175 86L178 88V86H180L179 85V83L176 85L175 84ZM232 86H234V87H232ZM55 87V88H56ZM79 87V88H78ZM98 89H96V88ZM104 87H106L105 89H104ZM119 87V88H118ZM125 87V88H124ZM163 87V86H162ZM162 87H160V88H162ZM168 87V86H167ZM167 87H165V90H167ZM174 87V86H173ZM229 87H231V89L229 88ZM243 87V86H242ZM242 87H241V85H240V87L238 88V89H240L241 88V90H242ZM249 87V86H248ZM248 87H245L246 89L248 88ZM259 87V86H258ZM33 88H36V89H33ZM42 88H43V86H42ZM45 88L47 89V87L45 86ZM44 88V89H45ZM164 88V87H163ZM163 88L161 89V90H163ZM180 88H181V86H180ZM228 88V89H227ZM237 88V87H236ZM27 89H26V92H27ZM38 89V90H37ZM56 89H58V88H56ZM65 89V90H64ZM66 89H68V90H66ZM70 89V90H69ZM80 89V90H79ZM84 89V90H83ZM89 89L91 90V91H89ZM119 89V90H118ZM121 89V90H120ZM137 89V88H136ZM135 89V90H136ZM158 89V88H157ZM35 90V92H36V90H37V92L35 93V92H33ZM59 90H61V88H59ZM76 90H77V92H76ZM92 90H93V93L91 94V92H92ZM94 90L96 91L95 93H94ZM101 91V92H98L97 93V91ZM107 90V91H106ZM111 90V89H110ZM118 90V91H117ZM127 90V89H126ZM164 90V91H165ZM174 89L172 88V90L170 89V91H173ZM178 90H181V89H179L178 88ZM230 90H231V92H230ZM245 90V89H244ZM263 90V91H262ZM48 91H49V89H48ZM57 91V94L59 93V91L58 90H56ZM61 91V92H62ZM79 91V92H78ZM82 91V92H81ZM87 91V92H86ZM89 91V92H88ZM128 91V90H127ZM129 91L126 93L127 95L125 96V94L123 95L122 94V96H120L121 98H127V100H128V95H129ZM134 91V90H133ZM157 91V90H156ZM51 92V91H50ZM65 92H68V93H65ZM75 92L76 93H79V97H78V94L77 95H75ZM80 92H81V94H80ZM158 92V91H157ZM235 92V93H234ZM248 92V91H247ZM259 92V93H258ZM261 92V93H260ZM25 93V92H24ZM39 93H41V94H43L42 95V97H44V98H42L41 97V94H39ZM69 93H71L70 95H69ZM90 93V94H89ZM136 93V92H135ZM158 93H160V92H158ZM158 93H155V95L157 94L158 95ZM164 93V92H163ZM170 92L168 91V94H169ZM231 93H233V94H235V96L233 95V94H231ZM246 93V92H245ZM249 93V92H248ZM250 93H252V91L250 92ZM26 94V95H27ZM56 94V93H55ZM60 94V93H59ZM65 94H68L69 96H67V95H65ZM82 94H83V97H82ZM89 94V95H88ZM97 94V95H96ZM99 94V95H98ZM113 94H115L114 92H113ZM162 94V93H161ZM160 94V95H161ZM197 94L198 93H196L195 95L197 96ZM228 95V98H224V97H227V95ZM247 94V93H246ZM65 95V96H64ZM91 95V96H90ZM93 95V96H92ZM164 95H166V94H164ZM170 95V94H169ZM223 97H222V96ZM231 95V96H230ZM240 95L242 96V97H240ZM248 95V94H247ZM73 96H76L77 97V99L79 98V100H77V99H75L76 97H74L73 98ZM96 96L98 97V98H96ZM99 96H101V97H99ZM112 96H116V95H112ZM125 96V97H124ZM159 96V95H158ZM163 96V95H162ZM168 96V95H167ZM196 96H193V97H196ZM233 96H234V98H233ZM49 98V100H46V99H48ZM58 97V98H57ZM68 97V98H67ZM72 97V98H71ZM90 97V98H89ZM118 97V96H117ZM133 97V96H132ZM235 97H240V98H238L239 100H237ZM262 97H264V96H262ZM65 98H67V99H65ZM69 98H71V100L69 99ZM83 98V99H82ZM110 98H113V97H110ZM116 98V97H115ZM170 98V97H169ZM231 98H233V101L235 102H233L232 101V99ZM242 98H244V99H242ZM14 99V100H13ZM43 99V100H42ZM124 99H121V100H123V102H125V100ZM225 99H226V101L228 100V102H226L225 101ZM237 101H236V100ZM250 99V98H249ZM252 99V98H251ZM260 99H261V95H260ZM67 100V101H66ZM74 100H76V102L74 101ZM88 100H86L85 99V104H87V102H88ZM91 100H92V98H91ZM94 100V99H93ZM99 100V99H98ZM115 100V99H114ZM121 100H117V101H120V103L122 102ZM129 100H131V98L129 99ZM148 100L150 101V99L148 98ZM163 100V101H162ZM168 100V99H167ZM170 100H172L171 98H170ZM262 100V99H261ZM261 100H260V102H261ZM14 101V102H13ZM21 101V102H20ZM71 101H73L72 103H71ZM80 101V102H81ZM96 101H92V102H96ZM100 101V100H99ZM116 101V100H115ZM165 101V102H164ZM217 101H218V99H217ZM216 101V102H217ZM229 101H232L231 102V104L229 103ZM252 101V100H251ZM254 101V100H253ZM257 101V100H256ZM264 101V100H263ZM261 102V103H257V102H255V104H260L261 106H262V108H263V110L262 111H264V102ZM22 102H23V105H21L22 104ZM27 102H28V104H27ZM31 104H30V103ZM44 102V103H43ZM48 102V103H47ZM103 102H104V100L102 99V104H103ZM113 102V101H112ZM111 102V103H112ZM151 102V101H150ZM149 102V103H150ZM151 102V103H152ZM157 102H158V104L160 103V105H157ZM167 102V103H166ZM20 103V104H19ZM49 103H51V104H49ZM69 103H71L70 105H69ZM129 103V102H128ZM145 103V102H144ZM224 103H226V104H224ZM251 103V102H250ZM19 104V105H18ZM25 104H27V105H25ZM29 104H30V106H29ZM32 104H34V106L32 105ZM39 104V105H38ZM68 104V105H67ZM81 104V105H82ZM91 104V103H90ZM89 104V105H90ZM97 104V103H96ZM131 104V103H130ZM168 104V105H167ZM219 104V103H218ZM234 104H236V105H234ZM1 105L2 106H4L3 108H5L4 110H3V108L1 109ZM25 105V106H24ZM40 105H42V106H40ZM98 105H100V103L98 102ZM97 105V106H98ZM104 105V104H103ZM113 105V104H112ZM122 105L124 106V103H122ZM140 105V104H139ZM150 105V104H149ZM172 105V104H171ZM174 105V104H173ZM182 105H184V104H182ZM181 105V106H182ZM223 105H225V107L223 106ZM228 105V106H227ZM229 105L230 106H232V107H229ZM242 104H240V106H241ZM260 105H255V106H257L258 107V109L260 108ZM20 106V107H19ZM33 106V107H32ZM37 106V107H36ZM43 106H45V108L43 107ZM50 106H49V110H51V108H50ZM60 106L62 107V108H60ZM67 106V107H66ZM82 106H84V105H82ZM102 106V105H101ZM127 106H128V104H127ZM175 106V105H174ZM213 106V105H212ZM233 106L235 107V110L233 111ZM252 106V105H251ZM254 105H253V107H255ZM35 107H36V109H35ZM39 107V108H38ZM64 107H66L65 109H67V110H64L63 108ZM72 107V106H71ZM79 107V106H78ZM85 107V106H84ZM83 107V108H84ZM95 107V106H94ZM138 107V108H137ZM160 107H163V108H160ZM165 107V108H164ZM168 107V108H167ZM182 107H184V106H182ZM227 107H229V108H227ZM10 108V109H9ZM31 108H33V109H31ZM40 109V110H38V109ZM44 108V110L42 111V109ZM87 108H89V106L87 107ZM98 108V107H97ZM100 108V107H99ZM102 108V107H101ZM117 108H119V109H117ZM148 108V109H147ZM158 108H160V110L158 109ZM169 108H171V109H169ZM222 108H220V109H222ZM237 108V109H236ZM53 109V108H52ZM60 109V110H59ZM82 109V108H81ZM164 110V112L165 113H162L163 112V110ZM169 109V110H168ZM179 109H180V107H179ZM206 109H208V108H206ZM232 109V110H231ZM240 109H242V108H240ZM255 109V108H254ZM10 110V111H9ZM36 110V112H34ZM37 110H38V112H41L40 114H38V112H37ZM49 110H46L45 112L47 113V111H49ZM54 110V109H53ZM54 110V111H55ZM80 110V109H79ZM83 110V109H82ZM107 110H106V112H107ZM120 110V111H119ZM127 110V109H126ZM134 110V111H135ZM152 110H154V111H152ZM177 110V109H176ZM227 110H231V111H227ZM244 109H242V111H243ZM31 111V112H30ZM35 113V115H33V112ZM85 111H87V109L85 110ZM84 111V112H85ZM88 111H91V110H89L88 109ZM87 111V112H88ZM98 111V110H97ZM159 111H162V112H159ZM168 113H167V112ZM170 111H172V112H174V113H172V112H170ZM182 111V110H181ZM207 111H209V110H207ZM221 110H219V112H220ZM255 111V110H254ZM257 111V110H256ZM259 111V110H258ZM258 111H257V113H258ZM19 112V115H17V113ZM52 112V111H51ZM65 112V113H64ZM74 113H75V111H73ZM95 112V111H94ZM117 112V113H116ZM126 112V111H125ZM136 112V111H135ZM149 112H151V113H149ZM155 114H157V115H154V113ZM229 112V113H228ZM231 112V113H230ZM44 113V112H43ZM42 113V114H43ZM45 113V114H46ZM92 113H93V111H92ZM92 113H90V114H92ZM105 113V112H104ZM108 113V115H110L111 116V114H109ZM116 113V114H115ZM153 113V114H152ZM179 113V112H178ZM236 113V112H235ZM234 113V115L235 116H237V114H235ZM256 113V114H257ZM8 114V113H7ZM52 114V113H51ZM55 114H56V111H55ZM76 113H75V115H77ZM90 114L88 113V115L90 116ZM97 114H98V112H97ZM133 114V113H132ZM131 114V115H132ZM138 114V113H137ZM136 114V115H137ZM140 114H141V112H140ZM148 114V115H147ZM152 114V115H151ZM159 114H160V116H159ZM175 115V117H174V115ZM240 113H238V115H239ZM242 114V113H241ZM259 114H260V111H259ZM261 114H262V112H261ZM10 115H12V114H10ZM47 115V114H46ZM46 115H44L45 117H47ZM68 115V114H67ZM80 115V116H79ZM87 115V114H86ZM87 115V116H88ZM94 115V114H93ZM93 115L91 116V118L93 119ZM96 115V114H95ZM134 115V114H133ZM135 115V116H136ZM180 115V114H179ZM222 115H223V113H222ZM254 115H255V113H254ZM3 115L1 114V116L0 117H2ZM7 116V115H6ZM43 116V119L45 118ZM53 116H54V114H53ZM59 116V117H58ZM83 116V117H82ZM97 116V115H96ZM121 116H123V114L121 115ZM152 116H154V117H152ZM178 116V117H177ZM233 116V115H232ZM259 116V115H258ZM261 116H263V115H261ZM60 117H62V118H60ZM115 117V118H114ZM137 117V116H136ZM140 117V116H139ZM158 117V118H157ZM180 117V122L178 121V120H176V118H179ZM241 117V119H246L245 118V116H244V118H243V116H240ZM260 117V116H259ZM31 118V119H32ZM69 118V117H68ZM85 118V119H84ZM87 118H90V117H87ZM106 118H109V116H106ZM105 118V119H106ZM110 118V119H111ZM147 118V119H146ZM152 118H155V119H153L152 120ZM229 117H227V119H228ZM230 118H236V117H230ZM229 118V119H230ZM263 120H262V119ZM261 118H259V120L260 121H255V119H254V121L257 123H259V122H263L262 124L260 123V127L258 126V128H259V130H261V129H263L264 130V126L263 127H261L263 124H264V117H261ZM8 119V118H7ZM35 119V118H34ZM47 119H49L48 117H47ZM47 119H45L46 121H47ZM52 120H54L53 118H51ZM141 119V118H140ZM143 119V118H142ZM162 119V120H163ZM165 119H167V120H165ZM170 121H169V120ZM172 119V120H171ZM226 119V120H227ZM238 118H236V120H237ZM241 119H239V120H241ZM36 120H37V118H36ZM174 120V121H173ZM231 120V119H230ZM234 120V119H233ZM236 120H235V122H236ZM40 121H41V119H40ZM43 121L44 120H42V123H43ZM46 121H44V122H46ZM51 121V120H50ZM68 121V122H67ZM110 121V122H109ZM119 121H121L122 122V124L120 125V129L118 130V132H116L115 131V129H114V127H118L119 126ZM173 123H172V122ZM242 121V120H241ZM2 122V123H1ZM38 122V121H37ZM37 122H35V123H37ZM64 123V124H62V123ZM67 122V123H66ZM99 122V121H98ZM98 122H95L94 121V126H96L97 124H98ZM174 122H177V123H174ZM179 122V123H178ZM240 122V121H239ZM243 122V121H242ZM35 123H31V126L32 125H35ZM47 123V122H46ZM112 123V122H111ZM125 123V124H124ZM155 123V124H154ZM169 123V125H167ZM182 123V122H181ZM184 123V122H183ZM243 123H246V122H243ZM255 123V124H256ZM9 124V125H8ZM26 124V125H25ZM48 124V123H47ZM96 124V125H95ZM134 124V125H133ZM143 124V123H142ZM240 124V123H239ZM238 124V125H239ZM64 125V126H65ZM83 125H85V126H83ZM87 125V126H86ZM155 125V126H154ZM184 125V124H183ZM183 125H182V127H183ZM203 125V124H202ZM213 125L214 124H212V127H213ZM217 125V124H216ZM4 125H2V127H3ZM31 126H29V127H31ZM56 126V125H55ZM59 126V125H58ZM63 126V127H64ZM121 126H122V128L123 129H126V130H121L122 128H121ZM134 126V127H133ZM139 126V127H140ZM205 126V125H204ZM203 126V127H204ZM243 126L245 127V124H243ZM246 126H248V125H246ZM257 125H254L253 127L255 128ZM25 127H27V130L29 129V130H31V132L33 133V132H35V135H34V133H33V135L34 136H32V134H30L29 135V133H27L28 131L26 130V128ZM60 127V126H59ZM174 126H172L171 128L172 129H175V128H173ZM200 127V126H199ZM243 127V129H241L240 131H242L243 132V130H245V128H247L248 129V127H245L244 128ZM252 127V129L251 128H249V130H255L254 132L253 131H251L252 132V134H254L255 132H259L258 133V136H257V133H255L254 134V136H257L255 139H259V143H260V145H258V140H256L257 142L255 143V146H256V144H257V146H258V148H259V146H260V150H264V142H262V141H264V138H261V137H263V136H261V134L263 135L264 133V131L263 130H261L262 132H260L259 130H258V128L257 129H254ZM66 128H68L67 130H69V127H67L66 126ZM77 128V129H78ZM85 128V129H84ZM89 128V127H88ZM100 128H102V126L100 127ZM157 129V130H155V129ZM165 127H164V129H166ZM184 128H185V125H184ZM184 128H182L183 129V131L182 132H184ZM216 128H220V127H216ZM241 128H242V126H241ZM55 129H56V127H55ZM59 129V128H58ZM58 129H56V130H58ZM61 129V128H60ZM63 129V128H62ZM80 129H82V130H80ZM164 129H162L163 131H164ZM168 129H170V127L168 128ZM188 129V128H187ZM212 129V128H211ZM238 129V128H237ZM240 129V128H239ZM246 129V130H247ZM5 130H6V133H5ZM26 132H25V131ZM34 130V131H33ZM38 130H40V129H38ZM52 130V129H51ZM54 130V129H53ZM66 129H65V131H67ZM108 130V131H107ZM111 130H113L112 132L115 134V132L116 133H120L121 131H123V132H121L120 133V136H117L116 134V138L114 137H112L114 140H112L110 137L112 136V134H110L111 133ZM161 129H159V131H160ZM180 131H181V128L179 129ZM179 130H177V131H179ZM186 130V129H185ZM203 130H205V129H203ZM213 130H215V129H213ZM220 130H222V129H220ZM229 130V129H228ZM246 130H245V132H246ZM49 131V130H48ZM105 131H106V133H105ZM115 131V132H114ZM145 131V132H144ZM154 131H156V132H154ZM167 131V130H166ZM165 131V132H166ZM171 131V130H170ZM174 131V130H173ZM212 131V130H211ZM210 131V132H211ZM218 131V130H217ZM2 132H4L3 134H2ZM30 132V133H31ZM50 132V131H49ZM55 132V131H54ZM62 132V131H61ZM104 132V133H103ZM181 132V133H182ZM209 132V131H208ZM224 132V131H223ZM244 132V133H245ZM250 132V131H249ZM250 132V133H251ZM28 135H27V134ZM37 133L39 134V136L37 135ZM126 133V134H125ZM148 133H150L149 135H148ZM159 133V134H158ZM176 133V132H175ZM175 133H173L172 135H171V133H170V135H171V137L172 136H174V134ZM178 133V132H177ZM181 133H178V134H180L181 135ZM213 133L216 135V133H218V132H214L213 131ZM234 134H235V132H233ZM233 133H231V134H233ZM243 133V134H244ZM62 134V133H61ZM83 134V135H82ZM108 134H110V135H108ZM147 134V135H146ZM168 134V136H170L169 135V133H167ZM209 134V133H208ZM242 134V133H241ZM242 134V135H243ZM260 134V135H259ZM7 135V136H6ZM26 135V136H25ZM48 135H49V133H48ZM60 135V134H59ZM64 135V134H63ZM62 135V136H63ZM68 135V136H69ZM79 135V136H78ZM158 135H160V136H158ZM165 135V134H164ZM211 135V134H210ZM213 135V134H212ZM237 135V134H236ZM240 135V134H239ZM239 135H238V138H239ZM30 136V137H29ZM39 138H38V137ZM52 136V135H51ZM75 136H77V137H75ZM88 136V138H90L89 136L90 135H87ZM107 136H109V142L110 143H107L106 144V141H105V138L107 139ZM149 136H151L150 138H148ZM182 136V135H181ZM224 136V135H223ZM245 136V135H244ZM243 136V137H244ZM260 136V137H259ZM0 137V138H1ZM6 137V138H5ZM27 137V138H26ZM33 137H36V138H33ZM57 135L54 133V135L52 136V138H53V143L55 144L56 143V141H57ZM61 137V136H60ZM59 137V138H60ZM64 137H65V135H64ZM96 137V138H95ZM153 137V138H152ZM160 138L161 139V141H159L158 139H155V138ZM164 139H163V138ZM210 137V136H209ZM213 136H211L209 139L210 140H212L211 142H213L214 141V139H215V137L214 138H212ZM217 137H220V136H217ZM225 137V136H224ZM223 137V138H224ZM241 137V136H240ZM243 137H241V138H243ZM27 140H26V139ZM28 138H29V140H28ZM52 138H50V143H51V140H52ZM70 138V137H69ZM73 138H74V140H73ZM83 138H86V137H83ZM173 138H175V136L173 137ZM173 138H171L172 140H173ZM176 138H177V136H176ZM207 138V137H206ZM212 138V139H211ZM233 138H235L234 139V141L237 139L236 137H233ZM245 138H247V137H245ZM2 139V138H1ZM5 139H7V140H5ZM37 139V140H36ZM39 139V140H38ZM61 139V138H60ZM60 139L58 140V141H60ZM163 139V140H162ZM179 139V138H178ZM208 139V140H209ZM232 141H231V140ZM260 139H262V140H260ZM26 140V141H25ZM62 140V139H61ZM66 140V139H65ZM65 140H62V141H64L65 142ZM70 140L68 139L67 140V143L69 144L70 143ZM108 140V139H107ZM208 140L206 141L205 140V142L202 144V145H204L206 142L208 143ZM219 140V139H218ZM218 140H217V138H216V141L218 142ZM240 139H238V141H239ZM245 140V139H244ZM1 141V140H0ZM5 141H7V142H5ZM10 141V142H9ZM39 141V142H38ZM48 141V140H47ZM61 141V142H62ZM69 141V142H68ZM77 141H78V139H77ZM111 141H113V142H111ZM178 141V140H177ZM176 141V142H177ZM237 141V140H236ZM246 141H248V140H246ZM245 141V142H246ZM38 142V143H37ZM61 142H60V144H61ZM64 142H62V145H65L64 144ZM158 142H159V144H158ZM160 142H165L164 144L163 143H160ZM173 142H174V140H173ZM184 142V141H183ZM182 142V143H183ZM210 142V143H211ZM216 142V143H217ZM255 142V141H254ZM8 143H11V144H9L10 145V147H7V144ZM40 143V144H39ZM42 143V144H41ZM47 143V142H46ZM66 143V145L68 146V144ZM79 143H80V139H79V141L77 142V144L79 145ZM82 143V142H81ZM180 143V142H179ZM207 143H206V145H207ZM210 143H208L209 145H211ZM216 143H215V145H216ZM25 144V145H24ZM38 144V145H37ZM48 144H49V142H48ZM60 144H58V145H60ZM71 144V143H70ZM84 144V143H83ZM89 144V143H88ZM109 144V145H108ZM185 144H186V142H185ZM218 144V143H217ZM243 144V143H242ZM8 145V146H9ZM27 145V146H26ZM72 145H71V147H72ZM110 145H112L111 146V148H109L110 147ZM159 145L161 146V147H159ZM206 145H204V146H206ZM222 145V146H221ZM36 146V147H35ZM94 146V147H93ZM179 146H180V144H179ZM208 146V145H207ZM218 146H219V148H221V149H218ZM240 146H241V144H240ZM257 146L255 147L256 149H257ZM9 148V149H7V148ZM24 147V148H23ZM28 148V149H25V148ZM35 148V150H34V148ZM46 147V146H45ZM50 147V146H49ZM58 147V146H57ZM64 147H66V146H64ZM68 147H70V146H68ZM67 147V148H68ZM173 147H174V149H173ZM60 148V147H59ZM67 148H64V150H66V151H68L67 150ZM83 148H84V145H83ZM98 148H104V149H106V151H104L103 149V151H102V153L105 155V154H107V155H103L102 156V158L101 159H97V157L95 156V158H96V160L92 157L91 159H94L93 160V162L91 161V160H89V158H87V160L85 159V160H83V162L81 161L80 162V164L78 163V159H80V157L78 158L77 156H78V154L80 155H82V153H83V155H86L85 154V152H86V150L88 151V154H90V153H93V151L95 152L96 151V149H98ZM163 148V149H162ZM177 148V149H176ZM24 149V150H23ZM38 149V150H39ZM44 149V148H43ZM47 149V148H46ZM45 149V150H46ZM58 149V148H57ZM61 149H62V147H61ZM161 149V150H160ZM172 149V150H171ZM201 149H202V152H205V153H201ZM258 149V152L256 151H254V155H256V153L258 154L259 152H261L260 150ZM44 150V151H45ZM59 150V149H58ZM168 150H169V152H168ZM181 150H183V149H181ZM208 150H210V149H208ZM208 150H207V152H208ZM215 150V149H214ZM32 151H33V153H34V155H33V153H32ZM161 151H163V152H161ZM164 151H166L165 153H164ZM175 152V153H172V152ZM17 152H19V153H17ZM22 152V153H21ZM49 152V151H48ZM63 152H65V151H63ZM98 152V153H97ZM97 155H99L100 156V152H99V150H97ZM147 152H149L150 154L151 153H153L152 155H149V153H147ZM183 152V153H182ZM23 154V158L20 160V162L17 160V163H16V160L13 158V156L15 157L16 155H18V154ZM32 153V154H31ZM39 153V152H38ZM74 153V154H73ZM101 153V154H102ZM160 153V154H159ZM215 153H216V155H215ZM20 154V155H21ZM63 154V153H62ZM173 155L172 157H171V155ZM175 154V155H174ZM180 154V155H179ZM207 154V153H206ZM264 154V153H263ZM3 155V156H2ZM8 155H10V161H9V158H7L6 159V156L7 157H9ZM69 155V154H68ZM74 155V156H73ZM94 155H95V153H94ZM143 155H145L144 157H143ZM159 156L157 159H154V158H156V156ZM179 155V157H176V156H178ZM63 156V155H62ZM93 156V155H92ZM146 156H147V158H146ZM152 156H155V157H153L152 158ZM67 157V156H66ZM73 157V158H72ZM90 157V156H89ZM149 157H151V159H149ZM175 157H176V159H175ZM27 158V157H26ZM67 158H70V157H67ZM83 158V157H82ZM179 158V159H178ZM16 159H17V156H16ZM35 159H36V157H35ZM34 159V160H35ZM37 159H38V157H37ZM146 159L147 161L146 162H144V160ZM12 160H15V164H11V163H14V162H12ZM27 160H28V158H27ZM33 160V161H34ZM40 160V161H41ZM46 160V159H45ZM45 160H44V162H45ZM61 160V159H60ZM63 160V159H62ZM66 160V159H65ZM65 160H64V162H65ZM256 160V159H255ZM6 161V162H5ZM29 161V160H28ZM85 161V162H84ZM87 161H90V162H87ZM201 161V160H200ZM208 161V160H207ZM260 161H262V163H263V159H261ZM19 162V163H18ZM23 162H25V163H23ZM36 162V161H35ZM210 162V161H209ZM255 162V161H254ZM31 163L32 162H29L28 163V166L27 167H29L30 168V166H31ZM37 163H39V161H37ZM36 163V164H37ZM41 163V162H40ZM43 163V162H42ZM57 163V162H56ZM83 164V165H82ZM202 164V163H201ZM206 164V163H205ZM256 164V163H255ZM33 165V164H32ZM82 165V168L80 167V166ZM218 165H220V166H218ZM260 165H261V167H260ZM37 166V165H36ZM48 166V165H47ZM207 166H208V164H207ZM252 166V167H251ZM262 166H263V168H262ZM33 167H35L34 165H33ZM49 167V166H48ZM57 167H59L58 165H57ZM61 167H63V166H61ZM79 167L81 168V169H79ZM198 167V166H197ZM210 167V166H209ZM38 168V167H37ZM42 168V167H41ZM30 169H35V168H30ZM22 170H24V172L25 173H27V175H25L24 174V177L26 178V180H27V178L29 177V176H31V175H33L34 176V178H32V177H30V178H28V180L26 181L25 179H24V181H26V182H23L22 180H21V185L20 184H15L16 182H11V181H13L12 179H13V175H18ZM36 171H35V173L38 171L37 169H35ZM194 170V169H193ZM205 170H207V169H205ZM41 171V170H40ZM62 171V170H61ZM32 172H34L33 170H32ZM44 173H46V171L44 172ZM50 173H51V171H50ZM31 174V175H30ZM42 174V173H41ZM175 175H176V177H175ZM61 176V175H60ZM172 176V177H171ZM174 176V177H173ZM221 176H224V179H223V177H221ZM39 177V176H38ZM47 177V176H46ZM261 177H258V178H260L261 179ZM15 178V177H14ZM23 179V178H22ZM257 179V178H256ZM39 180V179H38ZM57 180V179H56ZM60 180V181H61ZM258 180V179H257ZM14 181H17V180H15L14 179ZM32 181H31V183H32ZM255 181V180H254ZM24 184H23V183ZM46 182H47V180H46ZM259 182V181H258ZM18 183V182H17ZM43 183V182H42ZM60 183H59V185H60ZM14 184V185H13ZM23 184V185H22ZM57 184V183H56ZM20 185V186H19ZM44 185V184H43ZM50 185V184H49ZM48 185V186H49ZM54 185V184H53ZM52 185V186H53ZM56 186V187H60V186ZM17 186V187H16ZM19 186V187H18ZM22 186V187H21ZM248 186V187H247ZM30 187V188H31ZM247 189H245V188ZM19 190H18V189ZM25 189V190H28L29 191V193H27L26 194V192H25V190H24V194L22 193L21 194V191H23V190H21V189ZM29 188V189H30ZM63 188V189H62ZM161 188H162V190L163 191H165V188H168L167 189V191L164 193L162 190H161ZM55 189V188H54ZM62 189V190H61ZM246 190L245 191V193L243 194V190ZM27 191V192H28ZM166 193H168L167 194V196H165L166 195ZM46 194V193H45ZM40 195V196H39ZM248 195V196H247ZM63 196H65V198H63ZM252 196V197H251ZM255 196H259L260 198H261V200L259 199V198H253V197H255ZM44 198V199H43ZM54 198H55V196H54ZM63 198V199H62ZM137 199L136 201H134L135 199ZM49 199V200H48ZM131 199H133V201L132 202H134L133 204H135V203H137V204H135L133 207H130V205H131ZM251 199H253V202H251ZM255 199H257V200H259V201H257L256 200V204H253L252 205V203H255L254 201H255ZM53 201V203H51L52 201ZM128 200V201H127ZM129 200H130V205H128L127 206V204H128V202H129ZM56 201H61L60 202V204H61V206H59V208H57V205L55 204V203H58V202H56ZM264 204V203H263ZM54 205H56V207H53ZM260 205H262V204H260ZM180 206H182V210H179V207ZM262 206H264V205H262ZM56 210V211H55ZM256 210V209H255ZM254 212V213H253ZM261 213V212H260ZM261 216V215H260ZM261 218V217H260ZM263 218V217H262ZM261 218V219H262ZM258 219V218H257ZM259 221H260V219H259ZM264 221V220H263ZM263 221H261V222H263ZM261 222L260 223H258V225H257V227L261 224ZM263 225H264V222L262 223ZM201 228H205L206 230H207V233L205 232V230L203 231V233L205 232L206 233V235H204V236H202V235H200V233L202 232V230H200ZM200 230V231H199ZM257 230V231H256ZM259 232V233H258ZM208 233L210 234V235H208ZM257 233H258V235H257ZM213 236L214 237V239H215V237L216 238H218V239H220L221 240V238H222V240L220 241V243H219V240L217 239L216 240V242L220 245H217V243H216V248H214L213 249V247H215V246H212L211 244L212 243H214V242H212L214 239H208V237L209 236ZM247 235H248V237H247ZM211 236V237H212ZM221 236V237H220ZM212 237V238H213ZM250 237V238H251ZM210 238V237H209ZM256 238L254 239V244H255V241H256ZM261 239H263V240H261ZM198 240V241H197ZM210 240H212L210 243L208 242V241H210ZM250 240V239H249ZM195 241V242H194ZM199 243V245H198V247H197V245L196 244H198L197 242ZM215 241V240H214ZM222 241H223V243H222ZM251 241V240H250ZM257 241H256V243H257ZM252 242V243H253ZM261 242V243H260ZM191 243V245L189 246L188 244H190ZM193 243H196L195 245H193ZM207 243H209V244H207ZM188 246H187V245ZM182 245H184L185 246V248L182 246ZM202 245V246H201ZM208 245H210L211 246V248H210V250L208 249ZM196 248V250H195V248ZM200 246L203 248L204 246L206 247H204L203 249L204 250H202L201 248H200ZM248 246H249V248H250V246L253 248H255V250L254 249H249L248 248ZM264 246V245H263ZM262 245L260 246V247H263ZM170 247H171V250L173 249V248H175V250H173V252H171V255H170V253H169V250H170ZM187 247H189V248H187ZM191 247H193V250H194V252H193V250L191 251V252H193V253H191L190 251H189V256L187 255V257H186V255H185V257H184V251H186L187 249H189V250H191L190 248ZM184 249V250H183ZM257 249H260V250H257ZM262 249V250H261ZM170 250V251H171ZM207 250V251H206ZM188 251V250H187ZM186 251V252H187ZM175 252V253H174ZM186 252H185V254H186ZM174 253V254H173ZM200 253V254H199ZM188 254V253H187ZM194 256V255H193ZM184 257V258H183ZM195 258V257H194ZM4 259V260H3ZM6 259V260H5ZM70 260V261H69ZM192 260V259H191ZM196 260V259H195ZM197 260V261H198ZM199 262V261H198ZM220 263V264H221ZM182 264H185V263H182ZM199 264H200V262H199Z\"/></svg>",
  "mask_w": 264,
  "mask_h": 264
},
{
  "label": "rangeland",
  "instance_id": "2",
  "mask_svg": "<svg viewBox=\"0 0 264 264\" xmlns=\"http://www.w3.org/2000/svg\"><path fill=\"white\" fill-rule=\"evenodd\" d=\"M61 1H62V0H61ZM64 1H67V0H63V1L61 2V4L64 5V7L66 6L65 8H67V7L70 8V6H68V4L70 5V3L66 2L65 4H63ZM68 1H69V0H68ZM70 1H72V0H70ZM74 1H75V0H74ZM106 1H107V0H106ZM120 1H122V2H120ZM120 1H118V0H117V1H115V0H114V1H111V2H110L111 4L109 3V4H108L109 7H108L107 4H106L107 2H105V1L102 2V0H76L77 4H76V2L73 3V1H72V4H73V5L71 4V8H72V6H74V8H75V10H74V8H72L73 11H72V10L68 11L69 9H68V10H67V9H64L63 6L60 5L59 1H56V2H55V3H57V5H58V3H59L58 6L55 5L57 8L54 6V3H51V4H53V6H54L55 8L52 6V7L49 8L48 10H46V9L44 8L45 6H47V3H46V5L44 4L43 10H44V9H45V10H44V13H43V14L46 15V16H49L48 14H53V16H54V15H56V14L59 12L60 14L58 13L56 16L59 15V17H61V19H62V16H60V15H62V14L66 15V14H67V13H65L66 11L68 12V15H70V17H71V15H72V17H73V14H74V15L76 16V18H77L78 14H79V16H80L81 18L78 19V20L76 19V21H74V19H73L72 17L70 18L68 15H66V16H67V20H65V23H63V24L59 22L61 19H58L59 17L57 18V17L55 16V17H56V20L58 19V21H56V22L60 23V25L62 24L61 27L64 26V33H65V34H67V33L71 34V35L68 34L69 36L67 35V36H68L67 38L71 37V38H70V39H71V43H70V44H71V45H70L71 47H75V48H76V47H79V44L81 45V44H83L82 42L85 41V42H88V43L86 44V43L84 42V44H83L84 46H83V45H81V46L85 47L86 45H90V46H89V48H90V47L92 46V44L94 43L93 46L91 47V48H92V51H91L90 49H89V51H87L88 48L85 47V48H87V50L84 49L86 52L83 50V53H84V52H85V53H88V52H89V53H92V54L97 53V52L93 53V50H94V49L96 50V49H98L99 47H101V46H99V47H97V46L100 45V44L103 42L102 48H99L100 50L98 49L99 51H98V50H97V51H98V53H99L100 51H103V52H104V54H105V60H104L105 63L108 61V59H110V57H113V56L115 55L116 52H117V54L119 53V55L121 54V53H120V51H121L120 48H121L122 46H120V44H119L120 41H122L121 43H122V45H123V48H122V51H123V49L125 50V48L128 47V46L126 47V45L129 44V42L131 41L130 39L132 38V41L130 42V44H131V43L135 44V47H134V48H133V47H132V48H129L130 46H132V45H129V47H128V49H127V50H129V51L125 50L126 53H125V52L123 53V52L121 51V52H122V54H121L122 56H121V57H123L124 61L130 60V59L133 60V57H135L134 59H135V60L137 59V60H136L137 62L134 61V60H133V61H132V60L128 61V62H130V63L126 62V63H128L129 67H130V64L132 65V63H133V65H132L131 68H128V65L126 66L128 69L124 68L125 66L123 67V65H121V67L124 68L123 71L125 72V69H126L127 71H126L125 73H124V72H123V73L121 72V73L124 74V75H122V74L120 73V76L122 75L123 77L121 76V78L118 79V76H119L118 71H119V70L117 71V69L120 68L119 65L123 63V59L120 57V58H121L120 60H122L121 62H119L120 64H119L117 61H115V62L118 63L117 65H115L116 67L114 68L113 65H111V66H112V67L114 68V70L117 72V73H116V72L113 70V71L115 72V74H118V76L113 75V74H114L113 72H112L113 74H110L111 71L109 72V74L111 75V77H112V75H113L114 78L117 77V79L119 80V81H117V80H113L114 82L117 81V82H119V83H121V82H122V83H125V81L123 82L124 79H125V80H129V78H128V79L125 78L127 75H129V74H131V73H135V72L137 71V69H138V70L140 69V70H139L140 72L138 71V72H137L138 74H137V73H136V74H133L134 76H133L132 74L129 75V77H130V76H132V77H131L130 81L128 82V84H130L131 81H132L133 84L131 83L132 86H131L130 88L133 89L134 91L131 90V91H132V92H131L132 94H130L129 86L126 85V86H127L126 89L129 91V95H128L129 97H128V100H127V98H125V99H126V100H125L124 98H121V97H120V96H122V94H123V95L125 94V96L127 95L126 93H127L128 91H127L126 89H123L122 91H119V92H121V93H120V94H117V93L115 92L116 87H114V84L111 86V85H110L111 83H110V84H109L110 86H109L108 83H107V81L109 82L110 80H111V82H113V81H112L113 77L111 78V77L108 76V79H109V78H110V79H109V80L105 79V80L103 81L102 78H103V77L105 78V77H107V76H102V77H101L102 84H104V83L106 84V83H107V85H106L107 88L112 87V88H110L111 90H110V89L108 90V92L110 91V93L107 94V96L109 95L110 97H113V98L108 97L107 99H104V98L106 97V93H105V92H104V93L102 92L103 95H104L105 97L102 95V93H99V94H101V96H102V97H101V96H99V97H101V98L104 100V102H103L104 105H103V104H102V99H100V98H98V97L96 96V98H98V99L100 100V101H99V100L97 99V101H96V99L94 98L95 95H94V96L92 95V96H93V97H91L92 100H91L90 97H89L90 99L88 100V98H86V96H87V93H86V96H84V97H83V94H82V97L84 98V104H82L83 101L80 100L81 102L79 101V103L73 105V104H71L73 101H71V103H69V105L71 104L72 107H71V106H70V107H69V106H68V107L66 106L68 109L70 108L69 113H68V110L65 109L66 107L63 108L64 110H67V114H68V115H67V114L64 112L65 114H64L63 118L60 117V118H62V119H60V120H61V121L63 120L62 122H64V123H65L66 119H68V120H71L72 118L74 119L73 115H74L75 117H76V116L78 117V114H79V113L82 115V113H81L80 111H83V116L85 115L86 117H85V116H84V117L86 118V120L88 119V120L86 121V122H87V123H86L87 125L89 124V122L91 123V121H89V119L93 121V122H92L93 125H92V124H90L89 126L86 125L87 127H85V128H87V130L84 128V129H85L84 131H85V132H86V131L88 132V133H85V134L90 135V136H89L90 138H88L87 135H86V136L84 135L83 137H86V138H83V137L81 136V133H84V132L79 131V128H82V126H80V124H85V121L83 120V118H81L80 121H78L79 118H78V119H77V118L74 119V121L71 120L72 123L74 122V125H75V122H76L75 127H73V124H72V125H71L70 123L68 124V123H67L68 121L66 122V123H67L66 125H65L64 123L61 122V123L64 124L65 126L59 124V122L56 123V121H58V120H56V119H57V118H56V115H57V113H58V115H59V113H60L61 111L58 112V110H55V109H58V108H56V107L58 106L59 102H60V105H61V103H63V102H61L62 99H63V95L61 96V94L64 93V91H62V89L65 88L64 81H65V80L67 81V78H68L69 75H67V77L64 76V77H65V80H64V81L59 80V79H61V78H60V76H58L57 79L59 80V81H58L59 83H58V82H57V83H58L60 86H62V83H63L64 85H63L62 87H59L58 84H57L58 87H56V84L54 85V83L57 81V79H55V80H56L55 82H54L52 79H53L57 74H59V73L56 72V73H57V74H56V73L54 72V70L52 69V71H53L56 75L54 76L53 73H52V74H49V76H50V75H51V76L53 75L54 77L52 76V77H51L52 79H50V78L48 79V77H47V79H48V81H49V80H50V81L52 80V81L54 82V83H53L52 81L50 82V83L53 84V87H52V85H51V87H49V86H50L49 83H48V85H41V90H40V92H41V91L44 92L43 90H47V92H44V93H47L48 95L51 94V95H49V98L52 97V96H53L52 93H54V96H53V97H56V96L59 97V96H60L62 99L60 100V97H59V98L57 97V98L59 99V101H57V100H55L56 98H53V99L50 98L51 100L48 101V102H51V103L53 102L54 104L57 103V106H54V107H53V105H51V106L49 105L50 108H51V110H49V109H48L49 106H48L47 104H45V106L48 107V108H45V106H43V107L45 108V110H44V108L42 109V111L44 110V111H43L44 113L42 112L43 114H42L41 112H38V110H40V109H38V108H39V107H38V108H37V109H38L37 112H38V114L41 113V117L39 118L38 116H36V117L33 116V118H32V113H31V114H30L31 117L28 118V119H30L31 121H26L27 124L29 123V124H28V128L31 129L32 127H36V128H33V129L36 130L35 132L38 131V132H40L39 134H41V132H42V134H44V133H46V132L49 133V135H48V133L45 134V135H46V136H45V139H44V138L41 139V140H43L42 142H45V143H44L45 145H43V147H42V145H40V148H41V149L38 148L39 150L36 149V150H37V151H36V152H37L36 154H42L41 152L43 151V154H45V155H44V160H45V159H46V160H45V162H44V160L42 161V160L40 159L41 156H42L41 158H43V155H38V156L35 155V156H33V157H34L33 160L35 159V157H36V159L33 161L32 159H30L31 156H30L29 154H27V153H29V152H28L29 149L26 147L25 149H28V150H27V151H26V150H25V151H22L23 154L25 153V154L27 155V156L24 155V156H25L24 159H22V158L24 157L23 154H21L22 152L20 153L21 155H20V154L16 155V156H17V159H16V156H15V157L13 156V158L16 160V163H17V160H18V159H19V160H18L19 162H20L21 159H22V161H26V162H27L26 167H25V164H22V163L20 162L21 165L24 167V169H26V171H27L28 174H29V173H33L34 176H35V174H36L35 177L37 178V180L35 179L34 181H32V180H33V179H32V180H31L32 183H31V181L28 180V178L32 177L33 175L30 174L31 176H29V177L27 178V180H28V181H27L26 178L24 177V174L27 175V173H25L24 170H22L18 175H16V176L13 175V179H12L13 181H11V182H12V183H13V182H16L15 184H17V185L20 184V185H21V183H20L21 180H22L23 182H26V181H27V183H25V185H23L24 183L22 182V183H23L22 185L24 186L23 188H26V189H28L29 191H33L31 186L33 185V189H34V187H35L34 185H36V184H33V182L37 181V182L40 183V182L42 181L43 183H42V182L40 183L41 186H39L38 191H39V194L42 195V190H43V193H44V194H43V196H40V195H39L40 198H41V197H44V196H47V195L50 196V195H53L54 193H56L57 190H59V188H61V186L63 187V184H61V183H62V180L60 179V180H61V181H60L59 178L62 177V175H63V173H64V170H65L66 167H67L68 162H69V163L71 162V161H68L67 159H70V160H71V156H70V155H72L71 153H72V151H74V149H75V148H74V144L76 143V144H75V146L77 145L76 148H79V150L82 149V152H83V151L85 150V147L88 149V148L91 146V145H90L91 143L89 142V140L92 139V133L94 132V130H96L95 128H96L97 126H99V125L102 126V128H100L101 126H99V132H101L100 129H103V128H104V130H105V128L107 129L108 126L111 127V125H113V122L115 121V119H112L111 117H112V115H114V113L111 114V113L113 112L112 109L110 110L111 113H109V112H108L109 110L106 109V108L110 109V108H109L110 106L107 107L109 104L106 105L107 102L109 103V101H107L106 104H105V101L108 100V99H110L111 102L113 101L112 103L110 102V104H111L113 110H114V109L116 110V108H115L114 106H117V104L119 103V108L121 107L120 110L122 111V114H123V116H121L122 114H121V112H119L120 114L115 115V116H119V118H118L119 120H121L122 117H124V119H125V117H127V116H126V115H127V111L129 112V113H128V114H129L128 116H130L131 119H132V117L135 118V120L132 119V120H133L132 123H135V126H136L135 128H137V129L139 128L138 130H135V131H137V132H140V130H141L144 126H145V127H146V125L149 126V124H151L152 122H155V121H156V124H158L157 121H160V120H161L162 122L164 121V119L162 118L163 115L160 116V114H159V116L161 117V119H158V120H155V121H152V122L150 121L149 118H148V119L146 118L147 120H149V121L151 122V123L149 122V124H147L148 122L146 123L147 120H145V116H146L147 111H150V110H147V111H146V108H145V112H146V113H145V112H142V110H140V112H141V114H140V112H139V108L143 109V108H142L143 104H146V103L148 102V104H147L146 106H149V109H150V106H151L152 104L155 106V102L157 101L158 98H159V99H162V97H165V98L168 99V100L166 99V101H167L168 103H170V102L172 101V102H171L172 105L169 104V106H171V108L174 110L175 113L172 112V111H170V112L176 114V111H177V114H176V115L180 116L181 119H182V121L180 120V117H179V118H176V120H178L179 122L181 121L182 123L180 122V125H181V124H182V125L184 124V125H185V128H184V125H183V127H182V125H181V127H180V128H181V131L179 130L180 128H177V130H179V131H177V130H176V127H175L176 124H173V125L171 124V125H169V123H168L167 125H169V126H167V127H168V128L170 127V129H168V128H166V122H167V121H166V122L164 121V123H165L164 127H165L166 129H164V127H163V128H159V127H162L163 124H164V123L162 124L161 121H160L159 124H162V126L159 125V124H158V126H157V125H156V126L154 125V126H155V128L157 127V128H159V129H161L160 131H159V129H158V132L161 133V131H162L161 135H163L164 138L166 137L165 140L167 139V140H166V141H167V144H166V145L164 144L165 142H164V143H163V142H160V143H163V144H164V145H163L164 149L169 148L168 146H170V145H171V146L174 145V147H175V146H176V147L178 146V147H181V149H183V150L179 149L180 151L176 150L177 152H180V154H181V151L184 152L185 150H187V151L190 150V147L192 148V146H194V145H195V146H199V145H201L202 148H203V150H205V149H207V150L210 149V150H208V152H207V150H205L207 154H206L205 152H202V149H201V153H205V155H204L201 159H199V160H197V161L195 162V163L198 162V164H196L198 167H197V166H196V167H193L194 170L191 169L192 171H194V172L192 173V174H193L192 176L195 177V175H196L197 179H199V178H198V175H199L200 172H201V173H202L203 171H204V172H205V171L208 172L209 169H210L212 166L216 165V164H214V163L211 162V160H213V161H214V160H217V158L213 155V152H214V151H217V150H216L217 148H215V147H217V145H219V143L221 142V140L224 139L223 141L225 142V140H226V138H227V136H228L229 133H230L229 135H230L231 139L233 140V145H234V142H235V144L237 143L236 146L234 145L235 147H237L238 144H239V146H238L239 148H238V147H237V148L239 149V152H240V156H241V157H240L239 160H241V162H244V161H245V163H247V165H249V166H250V165L253 166V163H254V166H253V167H255V165L257 166V165H259V164H261V165L263 164V166H264V154H263V153H264V150H260L262 147L260 148L261 145H260V143H259V139H255V138L258 136V133H259V132H255V133H257V136H254L255 133L252 134V132H251V131H253V130H249V128L252 129V127H253L254 125H257L256 127L258 128V126L260 125L261 122H259V123L257 122V123H256L255 121H256V120H257V121H260V120L262 119L261 117H264V111H262V110H263L262 106H261L260 104H255V102H257V103H258V102L261 103V102L264 100V97H262V96H264V95H263V94H260V95H261V99H262V100H261V99H260V95L256 94L257 92L255 91V92H256V93H255V92L252 90L254 87H256V86L258 85L259 87L257 86L255 89L258 88L259 90H257V91H261V89H260L261 87H260V85H259L260 83H257V82H258L259 80L262 81V79H259V80L256 79V80H257V81H256L255 78H256V76H258V75H259L260 77L264 76V74H263V73H264V38L260 39L262 33H261V35L259 34L260 37L257 35L258 37L256 38V34H255V37H254V38H250L251 41H252L253 39H254V40H255V39H256V40H257V39H260V40H261V41H258V40H257L258 43L255 42V41H252V42H254V43H252V44H253V48H251V45H250V47L247 48V54H246V57H247V58H246V60H247V63H249L250 68H249V65H248V64L245 65V63H244L245 61H243V63H242V65L244 64V65L246 66L245 68H244V66H241V65H239V64L236 62L238 59L235 61L237 65L234 63L236 66L239 65V66L237 67V70H238V68H240V66L243 67V68H242L243 72L241 71L242 74H241V72H240L241 68H240L239 71H238V73H240L241 75H243V73H244V76H245V77L243 76V78H246V74H247V79L250 77V73H251V72H249V70H251V71L253 70V73H252L253 75H251V76H252L251 78H254V77H255V78L252 79V80L250 79V80H248L247 82L245 81V79H244V81H241V80H240L241 83L244 82V83H242V84H239L240 82L238 83V81H236L237 79H235V81H234L233 79H231V80H232L231 82L234 83V84L231 83L232 85H235L236 83L239 84V86H235V87L232 86V87H234V88H232V89H233V90H234V89L237 90V92H238L239 90L242 91V92L245 91L248 95H247L245 92H243V93L240 92V91H239V92L242 93V95H244L245 97H247V96H249V97H247L246 99L242 98V99H244V100H241L242 102H241V103H238L239 106H237L236 104H234V105H236V107H238V111L236 110V111H235L236 113L234 112L235 114H237V116H235L234 113H232L231 116H230L229 114L226 115L227 112H225V110H223V109H225V108H222V106L220 107V108H222V109H220V108L218 109V108H217L218 105H220V103L222 102V101H221L222 99L219 100L218 97L220 96V94L224 93V91H225V90H224L225 87H223V89H219L220 86L218 85L219 83H217V82H218L217 78H219V77L222 78V76L218 75L219 77H217V76H216L217 74L214 75V74L216 73V71H215V73H214V69H215V68L212 67L213 64H211V63H214L213 60L215 61L216 56H217L218 54L216 53L217 55H216V56L214 55L215 58H214L212 61H210V58H208V57H210V56H207L206 54L203 55V56L206 55V57L208 58V60H207V59L204 60L205 63H208V62L210 61V62L207 64V66H209V67H207V66L205 65V66H206V67H205V68H206V71H207V73H208V75H209L208 78H209L210 80L206 81L207 83L204 84V81L207 79V76H208V75H207V73H205V75H204V74H203V71H204V70H202V69H201V72H202V73L200 72V70H197V66H202V67H203V64H205L204 62L202 63V60H201V59H202V57H201V56H202V53H201L200 55H193V56H195V58H196V57H197V58L201 57V58H199L200 61L198 60L199 63H198L197 58H196V61H197L198 64H197V65L194 64V63H196V61H195V58H192V55H191L192 50H191V49H193V47L196 46V44H194V43L192 42V43L194 44V46L192 47L193 44L190 43L192 40L189 39L188 43H189V46L192 44V45H191L192 48H191V47L187 46V43H186L187 40H188L187 38H191V37H190L191 35H192V37H193V34H191V33H190L191 35H190L189 33L187 34V32H189L190 30L187 31V32L185 31V32H186L185 35H190V36H188L187 38H184L185 35H184V32H183V29H181L182 31H180V32H182L181 34L184 35V37H183V38H179V37H178V38H177V42L179 41L178 43H177V42H173V43H172V42L170 41V42H169L170 44L166 45L167 48L164 47L165 44L168 43L167 41H169V39H168L169 36L172 35V34H171V35H168V34H170V33L167 32V31L169 30V27H171V26L173 25V28H174V26H175V25L177 26V24H178L177 21H174V17H172V16H173V13H174V12H175L174 14L177 13L178 8L180 7V5H182V4L184 3V1H186V4H187V5L184 3V4H183L184 7L182 6V7L185 9L184 11H186V9H188V10H189V13H190L192 16L196 17V16H199L198 13H199L201 10H205V11H206V10H208L209 8H211V9H209V10H212V9H213L211 5H210L211 7L208 6L209 4L207 5V3H210L211 0H209V1H208V0H188V1H187V0H180V2H179V1H176V0H175V1L172 0V1L174 2V4H173V2L171 1L173 5H172L171 3H170L171 5L167 4V5L171 6V7H169V6L166 7L167 5L164 4L165 1L162 3V2H160L161 0H160V1H159V0H152L153 3H154V1H155V3L153 4V6H152V1H151V0H147V1H145V0H144V1L140 0L141 2H140V1H137V4H138L139 2L141 3V5L138 6V7H141V6H143V5L145 6V5H146V4H145L146 2L149 3L148 1L151 2V3H150L151 5L147 4V5H148V7H147V13H146L145 10L142 11V9H143L144 7H143L142 9L140 8L141 10H139V11H141V12H143V13H140L138 10H136V9L138 8V7H137V4H136V7H137L136 9H134V8H135V5H134V8L131 7V6L133 5V4H132L133 2L136 3V0H135V1H134V0H131V1H130V0H124V1H123V0H120ZM157 1L160 2L161 4L158 3V5L154 6L155 4H157ZM192 1H193V2H192ZM194 1H196L195 4H193ZM220 1H221V0H220ZM220 1H219V2H220ZM224 1H225V0H223V2H224ZM227 1H229V0H227ZM247 1H248V0H246V2H247ZM250 1H251V0H250ZM252 1H254V0H252ZM252 1H251V2H252ZM260 1H261V0L257 1V2L255 3V6L258 5V4H259L258 2H260ZM108 2H109V0H108ZM116 2H117V3H116ZM118 2H119V3H118ZM124 2H125V3H124ZM127 2H129V3H128L129 6L126 4ZM130 2H131L132 5L130 4ZM142 2H143V3L145 2V3L143 4ZM176 2H177V6L179 5L178 7L175 6ZM182 2H183V3H182ZM211 2H213V1H211ZM223 2L221 1V3H223ZM102 3H104V4H102ZM165 3H166V2H165ZM178 3H179V4H178ZM217 3H218V1L214 0V6L217 5ZM221 3H220V5H221ZM260 3H262V6L264 7V5H263V4H264V1H263V2L261 1ZM21 4H22V3H21ZM21 4H20V5H21ZM37 4H38V3H37ZM48 4H49V3H48ZM66 4H67V5H66ZM105 4H106V5H105ZM117 4H118V5H117ZM119 4H121V5H119ZM122 4H123L124 6H123ZM163 4H164V5H163ZM211 4H212V3H211ZM224 4H225V3H224ZM224 4H223V5H224ZM229 4H230V3H229ZM249 4H250V3H249V1H248V4H247V5H249ZM252 4H254V2H253ZM18 5H19V3H18ZM20 5H19L18 7H16V11L13 10L14 13H13L12 11L7 12L8 10L6 11V10L4 9V11H5V15H6L7 13L11 14V16H12V13H13V14H16L15 12H17V10H18L19 7H21V8L24 10L23 5H22V6H20ZM35 5H36V3H35ZM103 5H104V6H107L108 8H107V7H104ZM110 5H111V6H110ZM147 5H146V6H147ZM160 5H163V6L166 5V6H165V7H162V8H159V10H161V11H159L157 7H160ZM185 5H186V6H185ZM223 5H222V6H223ZM231 5H232V4H231ZM259 5H260V4H259ZM15 6H16V5H13L12 8L14 9ZM25 6H26V4H25ZM28 6H29V9H30V8H31V7H30L31 4H29V5L27 4L26 7L28 8ZM37 6H39V8H37ZM37 6H35L37 9L34 8L35 10L33 11V13L36 12L37 10H39L40 7L43 6V4H42V6H40V5H37ZM48 6H49V5H48ZM50 6H51V5H50ZM50 6H49V7H50ZM116 6H117V7H116ZM120 6H122V7L120 8ZM149 6H150V7H149ZM224 6H225V5H224ZM224 6H223L222 8H224ZM226 6H227V5H226ZM249 6H250V5H249ZM255 6H254V7H255ZM260 6H261V5H260ZM262 6H261V7H262ZM26 7H25V10L27 9ZM58 7H59V8H58ZM84 7H86V8H84ZM89 7H90L91 9H90ZM114 7H115V8H114ZM125 7L128 8V9L133 10L134 13H133L131 10L127 11L128 9H126ZM154 7H156V8H154ZM173 7H174L175 9H174ZM182 7H180V8L182 9ZM206 7H209V8H206ZM219 7H220V8H218L217 6H215V7H214L215 10H212L211 12L213 13V11H216V10H217V12H216V13L214 12L213 14H214V15L217 14V15H219V17H220V16H223V13H225V12H223V11H225V10L222 9L221 6H219ZM250 7H251V6H250ZM250 7H249V8H250ZM254 7H253V8H254ZM256 7H257V6H256ZM261 7L258 6L259 9H260ZM32 8H33V7H32ZM46 8H47V7H46ZM53 8H54V9H57V10H55V12L57 11V13H54V11L52 10ZM61 8H62V9H61ZM71 8H70V9H71ZM92 8H93V9H92ZM95 8H96V9H95ZM119 8H120V9H119ZM148 8H149V9L151 8L150 10L152 11V12H150L149 14H148V12H149V9H148ZM164 8H167L168 10L165 9V10H166V11H165ZM171 8H172V10H174V11L171 10V11H172V16H171V18H173V22H175L176 24H172V23H173V22H172V19H171L170 17L167 16L168 14H167L166 16H165V14H164L165 12H166V13H170V12H167V11H169V9H171ZM225 8L227 9V7H225ZM247 8H248V7H247ZM249 8H248V9H249ZM258 8H256V9H257V14H258V10H259ZM19 9H20V8H19ZM22 9H21V10H22ZM29 9H27V10H28L29 13H30L31 10H29ZM60 9H61V10H60ZM76 9H77V10H76ZM84 9H85V10H84ZM88 9H89V10H88ZM106 9H107V10H106ZM109 9L112 11V13H111V11H110ZM144 9H145V8H144ZM152 9H155L154 11H156V10H158V11L154 12ZM162 9H163L164 11H163ZM218 9H219V10H218ZM21 10H20V11H21ZM23 10H22V12H24V13H25V12L28 13L27 10H26V11H23ZM32 10H33V9H32ZM50 10H51V11H50ZM91 10H96L97 12L94 11L95 14H97V13L99 12V14H97L98 16L96 15L97 17H95L94 15H92L91 13L94 14V12L91 11ZM115 10H116V11H115ZM121 10H122V11H121ZM124 10H125V11H124ZM134 10H135V11H134ZM179 10H180V9H179ZM196 10H197V11H196ZM222 10H223V11H222ZM253 10H254V9H253ZM253 10H252V11H253ZM261 10H262V11H261ZM261 10L259 11V12H260L259 14L262 15V14L264 13V12H263V11H264V8H261ZM4 11L1 13L4 17H2V16L0 17L1 20L3 19L2 22L0 21V23L3 24V25H4V23H5V26H2V25L0 26V27H3V28H0V29L2 30V31L0 30V40H1L2 42H3V41H6V40H4V39H5V36H7V37H9V36L11 37V36H12V37H13L14 34H16V38H17V39H16L15 37H13V38H10V37L7 38V37H6L7 40L10 39V42L7 41V43H9L10 46H5L4 44H6V42H4V44H3V45H4V50H6V52H8L7 49H11V48L13 47L14 50H15V49L18 50V51L20 50L19 53H21V51H22V53H23V52H24V53H27L31 48H32V49L35 48V49H34L35 51L31 49V50H32V53H33V51H34V52L37 51L36 46H38V47L40 46L39 51L42 50V47H41L42 45H40V44H42V42L45 43L46 41H43L44 36H43V39L40 38V37H42V36L39 35L41 32H40L39 34H36V33H38V31H40V30H38V29H39V28L41 29V27H42L43 29H41V30H43V31H42L43 35H47V36H48V35L52 34L50 31H45L46 28H47V27H46V24H47V22H48V27H50V25L53 27L52 24H53V22H54V24H55V20L52 21V22H51L52 24L49 25L50 22H49L48 19H47V18H49V17H46L47 22H46V21H45V22H41V21H40L41 24H42V23H46L45 26H41V24L39 23L38 20H40V19H42V18L44 17V16L42 17L43 14H42V13H41L42 15L39 14V13L36 14V13H37V12H36V13H34L36 16L33 14V15H34V18H32V16L30 15L31 17H29V19L32 18V19H31L32 22H33V19H36L35 17H37V20H35V21H36L37 23L40 24V27H39L38 29H37L38 26L35 27L38 31L36 32V30H35V33H34V32H33V30H34L33 27L36 26V25H39V24H36V25H34V26L31 25L32 22H31V24H30V23L27 21L28 18H27V20L25 19V18H26V15H27L26 13H25V17L23 16L24 13H23V15H21V16L19 17V18H21L20 20H19L18 17H14V16L11 17L9 14H7V15L10 16L11 18H8V16H7V19H4V18L6 17V16L4 15ZM40 11H41V10H39V12H40ZM45 11H47V12H45ZM48 11H50L51 13L48 12ZM61 11L64 12V13H62ZM75 11H76V12H75ZM89 11H91V12H89ZM107 11H108V12L110 11L109 13H111V14H115V15H111V14H110L111 17H112L113 19H112L111 17H109L110 15H109V13H108ZM113 11H115L116 13H115V12L113 13ZM120 11H121V12H120ZM130 11H131V12H130ZM205 11H203V13H204ZM221 11H222L223 13H222ZM254 11H255V10H254ZM22 12H19V10H18V15H20L19 13H22ZM31 12H32V11H31ZM41 12H43V11H41ZM52 12H53V13H52ZM71 12H72V13H71ZM87 12L89 13V15H86ZM122 12H123V13H122ZM124 12L126 13V15L124 14ZM135 12H139V13H140V16H139V14L136 16V15H135ZM181 12H182V11H181ZM193 12H195V13H193ZM207 12H208V11H207ZM211 12L209 11L208 14H210ZM219 12H220V13H219ZM248 12H249V11H248ZM262 12H263V13H262ZM29 13H28V14H29ZM45 13H46V14H45ZM47 13H48V14H47ZM70 13H71V14H70ZM77 13H78V14H77ZM120 13H121V14H120ZM157 13H158V14H157ZM201 13H202V12H201ZM201 13H200V14H201ZM203 13H202V14H203ZM227 13L230 14V13L228 12V9H227ZM227 13H226V15H227ZM243 13H244V12H243ZM246 13H247V12H245V14H246ZM253 13H254V12H253ZM253 13L250 12V14H253ZM30 14H31V13H30ZM127 14H131V15L128 16ZM133 14H134V16H132ZM136 14H137V13H136ZM144 14H147V15H149V16L144 15ZM154 14H155V15H154ZM159 14H160L161 16H160ZM170 14H171V13H170ZM178 14H179V13H178ZM180 14H181V13H180ZM184 14H185V12H184ZM247 14H249V13H247ZM254 14H256V13H254ZM254 14H253V16H254ZM259 14H258V15H259ZM40 15H41V18L39 19ZM64 15H63V16H64ZM90 15H92V16L89 17ZM100 15H101V16H100ZM105 15H106V16H105ZM107 15H108V18H106ZM124 15H125V16H124ZM156 15H157V16H156ZM162 15H163V17H162ZM176 15H177V14H176ZM205 15H206V12H205ZM258 15H255V16L257 17ZM27 16H29V15H27ZM51 16H52V15H51ZM66 16H64V17L66 18ZM82 16H83V17H82ZM146 16H147V17H146ZM151 16H152V17H151ZM154 16H155V20H156V22H154V21H155V20H154ZM159 16H160L162 19H163V18H164V19L161 21V19H160ZM169 16H170V15H169ZM177 16H178V15H177ZM206 16H207V18H208V15H206ZM209 16H210V15H209ZM224 16H225V14H224ZM239 16H241V15H239ZM247 16H248V15H247ZM251 16H252V15H251ZM253 16H252V17H253ZM22 17H23V18H22ZM55 17H51V20H52L53 18H55ZM64 17H63V18H64ZM94 17H95V18H94ZM98 17H99V18H98ZM127 17H128V19H127ZM139 17H140L141 19H139ZM143 17H144V18H143ZM156 17H157V19H156ZM165 17H168L167 19L170 18L171 20L169 19V21L165 23V21H167ZM203 17H204V16H203ZM203 17L201 16L202 19H203ZM212 17H213V16H212ZM214 17H215V16H214ZM226 17H227V16H225L224 18L220 17L219 20H221V18H222V20H223V19H225ZM228 17H229V15H228ZM232 17H234V16H232ZM237 17H238V16H237ZM242 17H243V15H242ZM245 17H246V15H245ZM256 17H253V18H256ZM262 17H264V16H262ZM262 17H261L260 19H262ZM14 18L17 19V20L15 21ZM69 18H70V19H73V21L69 20ZM85 18H86V19H85ZM97 18H98V19H102V20H101L102 23H101L100 20H99V22H97V21H98ZM124 18H126L127 20L124 19ZM130 18H132V19H130ZM133 18H134V20H133ZM135 18H136V20H135ZM142 18H143V20H142ZM145 18H146V19H145ZM149 18H150V20H149ZM152 18H153V19H152ZM201 18H200V19H201ZM215 18L217 19L218 17H215ZM249 18H251V17H249ZM8 19H10V20H8ZM46 19H45V20H46ZM81 19H82V23L84 22V23H83L84 25L81 23ZM94 19H95L96 21H95ZM105 19H109V20H108V23H107L109 28H108V27H107V28H104V27L107 26V24H106L107 21H106ZM159 19H160V21H159ZM176 19H178V18L176 17ZM190 19H191V18H190ZM210 19L212 20L211 16H210ZM231 19H232V18H231ZM257 19H258V18H257ZM257 19H256V20H257ZM5 20H7V21H5ZM25 20H26V22H27L29 25H28L27 23H26V24H23V22L25 23ZM42 20H43V19H42ZM63 20H64V19H63ZM103 20H105V21H103ZM141 20H142V21H141ZM153 20H154V21H153ZM157 20H158V21H157ZM164 20H165V21H164ZM206 20H207V19H206ZM213 20H214V19H213ZM242 20H243V19H242ZM244 20H245V19H244ZM247 20H248V19H247ZM262 20H263V19H262ZM8 21H9V24H7ZM12 21H13V22H12ZM17 21H19V22H20V21H21V22L23 21V22L21 23V25H23V26H21V25L19 24V22H17ZM43 21H44V20H43ZM113 21H114V22H113ZM135 21H136V23H137L138 25L134 24ZM139 21H140V22H139ZM150 21H151V24H150ZM189 21H191V20H189ZM189 21H186V22L184 21V22H180V23H182V27L187 28L185 25L187 24V22H188L187 25H189ZM224 21H225V20H224ZM249 21H250V20H249ZM249 21H248V23H249ZM6 22H7V23H6ZM36 22H35V23H36ZM85 22H86V23H85ZM104 22H105V23H104ZM138 22H139V23H138ZM163 22H164V24H162ZM210 22H211V21H210ZM258 22H261V20H260V21L258 20ZM258 22H257V21L253 22V20L251 19V21H250V23H249L250 25H248L247 21H246V24H247V25L245 24V21H244L243 24L246 25V27H247V26H248V27L250 26V28H251L252 26H254L255 23H257V24H255L256 27H259V26H260L259 28H261V25H262V24H259ZM17 23H18L19 25H18ZM33 23H34V22H33ZM35 23H34V24H35ZM58 23H57V26L60 27V25H58ZM113 23H114V24H113ZM140 23H143V24H140ZM146 23H148V24H146ZM152 23H153V25H152ZM154 23H155V25H154ZM170 23H171V26H169ZM222 23H223V21H222ZM253 23H254V24H253ZM262 23H264V22L262 21ZM6 24H7V27H8V25H9V27L11 26V27H13V29H15V30L12 29V31H11V30H10L11 28H9V31L7 30L8 33H7V32H4L3 30L7 28V27H6ZM104 24H106V25H104ZM132 24H133V25H132ZM156 24H158V25H160V26L157 27ZM167 24H168V26H167ZM191 24H192V23H191ZM240 24H241V23H240ZM251 24H252V26H251ZM13 25H14V26H13ZM24 25H28V26H27V27L25 26V29H24V28H21V27H24ZM42 25H43V24H42ZM101 25H103V26H101ZM115 25H116V26H115ZM146 25H147V26H146ZM149 25H150V26H149ZM151 25H152V26H151ZM162 25H163V26H162ZM164 25H165V26H164ZM217 25H218V24H217ZM217 25H216V26H217ZM220 25H221V24H220ZM236 25H237V24H236ZM236 25H235V26H236ZM238 25H239V24H238ZM244 25H243V26H244ZM258 25H259V26H258ZM30 26H31V27H30ZM54 26H55V25H54ZM129 26H131V27H130V28H127V27H129ZM132 26H135L137 29H136V28H133ZM142 26H143L144 28H143ZM145 26H146V27H145ZM153 26H154V27H153ZM155 26H156V28H155ZM161 26H162V27H161ZM176 26H175V27H176ZM262 26H263V25H262ZM4 27H6V28H4ZM29 27H30V29L33 28V30H31V31H32V34L30 33L31 31H28V32H27V30L29 29ZM59 27H56V26H55V29H54V27H53V29L55 30V32H56V30L59 31V32H58V35H57V34L55 35L57 38H58V36H59V33H60V32H61V33L63 32V30H60L61 27H60V28H59ZM97 27H98V28H97ZM102 27H103V28H102ZM125 27H126V28H125ZM138 27H139V28H138ZM150 27H153V29H151ZM159 27H160V28H159ZM164 27L168 28V29H166V35H165V31H164V34H163V29L165 30ZM188 27H190V26H188ZM218 27H220L221 30H222V28H223L222 26H219V25H218ZM218 27H216V28H218ZM229 27H231V26H228L226 29H228ZM233 27H234V26H233ZM233 27H232V28H233ZM237 27H240V26H237ZM241 27H242V25H241ZM241 27H240V28H241ZM248 27H247V28H248ZM16 28L18 29V31L21 29V30L19 31V32H21V37H20V33L18 34ZM19 28H20V29H19ZM44 28H45V30H44ZM56 28H57V29H56ZM85 28L87 29V31H86ZM131 28H132L134 31H136V33H137V31H138V33H137L138 36H137V34H135V32H134V33H133V31L131 32V30H132ZM204 28H205V27H204ZM247 28H243V27H242V29L249 30V32H248V31L246 32V30H245V31H244V30L241 31V32H244V35H245V32H246V34L248 33V35H250V34L253 32V29H254V30H257V29H255V28H251V29H250V28L247 29ZM22 29H24V30L26 31L27 35H24V36H23L22 33H23L24 30L22 31ZM30 29H29V30H30ZM62 29H63V28H62ZM77 29H78L79 31H78ZM129 29H130V30H129ZM143 29H144V30H143ZM145 29H147V30H145ZM149 29H150V30H149ZM154 29H156L157 32H156V30H154ZM158 29H159V31H161L160 33H159ZM220 29H219V31H220ZM223 29H225V28H223ZM235 29H236V27H235ZM261 29H262V28H261ZM261 29H260V30H261ZM47 30H48V29H47ZM49 30H50V29H49ZM82 30H84V31H82ZM123 30H124V31H123ZM126 30H129L130 32H129V31L127 32ZM142 30H143V31H142ZM151 30H152V32H151ZM184 30H185V29H184ZM187 30H188V29H187ZM230 30H231V28H230ZM260 30H257V31H260ZM5 31H6V30H5ZM10 31H11L12 33H11ZM25 31H24V32H25ZM44 31H45V32H44ZM51 31L54 33L53 30H51ZM85 31H86V32H85ZM125 31H126V35H125ZM144 31H146L147 34L149 33V34H151V35H153L154 33H157V34H155V35H156L155 39H154L153 36H151V35L149 36V38L145 35V37H147V40H145V41H148V43L145 42L144 44L147 43L146 45L143 44V47L145 46V48H141V47H142V46H141V44H142L141 41L143 40V38H142V40H141V39L139 38V36L142 37V35H143V37H144V34L146 33V32H144ZM149 31H150L151 33H150ZM205 31H206V30H205ZM209 31H210V30H209ZM211 31H212V30H211ZM213 31H214V33H215V30H213ZM219 31H218V32H219ZM235 31H236V30H235ZM262 31L264 32V29H262ZM262 31H260V32H262ZM3 32H4L5 34L7 33V35L3 34ZM13 32H14V34H13ZM16 32H17V33H16ZM48 32H49V33H48ZM82 32H85V34H84V35H85V37H84L85 40H83L84 38L82 37V36H83V33H82ZM100 32H101V33H100ZM111 32H112V35L109 34V33H111ZM113 32H114V33H113ZM123 32H124V33H123ZM139 32H140L141 34H140ZM142 32H144V34H143ZM180 32H179V34H180ZM190 32H191V31H190ZM201 32H203V30H201ZM216 32H217V30H216ZM220 32H221V35H222V33H223V34L225 33V32H223V31H220ZM220 32L217 33V34H220ZM232 32H233V31H232ZM250 32H251V33H250ZM9 33H10V34H9ZM28 33H29V35H30L29 37H28ZM44 33H46V34H44ZM47 33H48V34H47ZM56 33H57V32H56ZM61 33H60V34H61ZM77 33H78V38L75 36L76 38L73 37V39H72V36H73V35H77ZM122 33H123V34H122ZM128 33H131V38H128V37H127V35L130 36ZM152 33H153V34H152ZM158 33H159L160 35H159ZM167 33H168V34H167ZM205 33H207V32H205ZM205 33H201V35H200V33H198V34H199V36H198V34H197V37H198V38L195 37V35H194V37H193V41H194V39H195V40L198 42L197 39H199V37H201V36H202L203 34H205ZM211 33H212V32H209V34H211ZM226 33H227V32H226ZM228 33H229V30H228ZM236 33H237V32H236ZM249 33H250V34H249ZM257 33H259V32H257ZM12 34H13V35H12ZM34 34H36V36L38 35V37H36ZM116 34H117V35H116ZM132 34H134L135 37H137V38L134 37V39H133L132 36H134V35H132ZM179 34H178V35H179ZM181 34H180V35H181ZM209 34H207V35L209 36ZM237 34H238V33H237ZM252 34H254V33H252ZM4 35H5V36H4ZM8 35H9V36H8ZM17 35H19V36H17ZM33 35H34V36H33ZM63 35H64V34H63ZM87 35H88V36L92 35V37H93V36H94V37L91 39V41H89L90 38H91V36L88 37ZM99 35H101V36H99ZM109 35H110V36H109ZM114 35H115V36H114ZM155 35H154V36H155ZM178 35H177V36H178ZM213 35H215V34H213ZM228 35H229V34H228ZM230 35H231V33H230ZM238 35H239V34H238ZM240 35H241V34H240ZM242 35H243V34H242ZM32 36H33V39H34V40L31 39ZM39 36H40V37H39ZM47 36L45 37V39L47 38ZM53 36H54V35H52V36H50V37L53 38ZM60 36H61V35H60ZM60 36H59L60 41H59V38H58V42H60V44H59V43L57 44V43H56V42H57L56 39H55V40L53 39L54 41H56L55 43H53V44H55L54 47L58 45V47L61 48V49L63 50V49L66 47V44H67V43H68V47H70V46H69L70 39H69V42H67V43L65 44V43H63V42H65V41L68 40V39L64 38L65 36H63V38H64V40H65V41H64L63 39H61L62 36H61V37H60ZM86 36H87V37H86ZM97 36L100 37L101 39H103L104 36H106V37L109 36L110 39H108V37H107V38L104 37V39H103L104 41H102V40H101L100 38H98ZM122 36H125L126 39H125V37H123V38L125 39V40H124V39L122 38ZM158 36H159V37L162 36V37H160V39H158ZM163 36H165V37H163ZM173 36H174V35H172V39H173ZM177 36H176V33H175V38H176ZM211 36H212V35H210L209 37H211ZM223 36H224L225 39H226V36H225V35H223ZM252 36H253V35H252ZM18 37H20V38H18ZM26 37H27V38H26ZM35 37L37 38V40L35 39ZM48 37H49V36H48ZM50 37H49V38H50ZM116 37H117V38H116ZM119 37H120V39H119ZM151 37H152V38H151ZM167 37H168V38H167ZM205 37L207 38V36H205ZM213 37H215V36H213ZM213 37H211V38H213ZM216 37H220V36H217V35H216ZM227 37H228V36H227ZM229 37H230V36H229ZM233 37H234V36H233ZM236 37H238V36H236ZM236 37H235V39H236ZM250 37H251V35H250ZM263 37H264V34H263ZM1 38H3V39H1ZM28 38H29V39H28ZM38 38H39L40 40L42 39V41H39V42H38V43H39L38 45H36V46L33 45L34 47H32L33 42H34L35 40L38 41ZM49 38H48V39H49ZM82 38H83V39H82ZM87 38H88V39H87ZM96 38H97V39H96ZM105 38H106V39H105ZM111 38L113 39L114 43H112L113 41H112ZM127 38H128V39H127ZM138 38H139L141 41H140V40H137V41H136V39H138ZM163 38H164L165 40H166V38H167V40H166L167 43H163V44H161V43L163 42V40H164ZM170 38H171V37H170ZM175 38L173 39L174 41H176ZM196 38H197V39H196ZM201 38H202V37H201ZM201 38H200V40H201L200 42L203 43L205 38H204V37H203L202 39H201ZM211 38H210V39H211ZM222 38H223V37H222ZM231 38H232V37H231ZM240 38H241V36L238 38V40H239L240 43H244V42H245L244 44L248 43V42H246V39H247L246 37H245V40H244V38H243L244 42H243L242 40H240ZM11 39H12V40H11ZM15 39H16V41L13 43V41H14ZM30 39H31V41H30ZM45 39H44V40H45ZM48 39H47V42H46V43H47V45L49 44V47H50V43H48V41H50V39H49V40H48ZM74 39H75V40L77 39L78 43H77V41H73ZM81 39H82L83 41H81ZM115 39H116V41H115ZM148 39H150V42H149ZM180 39H181L182 41L184 40V42H181ZM185 39H187V40H185ZM220 39H221V38H220ZM223 39H224V38H223ZM223 39H222V41H223ZM225 39H224V41H225ZM250 39H249V40H250ZM32 40H33V41H32ZM51 40H52V39H51ZM53 40H52L51 42H53ZM128 40H129V41H128ZM134 40H135V43H134ZM165 40H164V41H165ZM202 40H203V41H202ZM207 40H208L209 42L212 41V40H209V38H208ZM207 40H206V42H207ZM216 40H218V38H217ZM231 40H233V38H232ZM231 40H228L229 43H230ZM249 40L247 39V41H249ZM11 41H12V42H11ZM29 41L32 42V43L30 44ZM80 41H81V42H80ZM94 41H95V42H94ZM100 41H101V42H100ZM123 41L125 42V46H124V42H123ZM126 41H128L127 44H126ZM138 41H140L141 44H140ZM155 41H157L158 43L155 44V43H156ZM160 41H162V42L159 43ZM220 41H221V40H220ZM251 41H249V44H250ZM73 42L76 43L74 46H72V43H73ZM90 42H91V44H89ZM116 42H117V43H116ZM143 42H144V41H143ZM194 42H195V41H194ZM213 42H214V41H213ZM213 42H212V43H213ZM225 42H226V41H225ZM231 42H232V43L235 42L236 44L238 43L237 41H234V42L231 41ZM0 43H1V42H0ZM11 43H13V46H11V45H12ZM34 43H35V42H34ZM36 43H37V42H36ZM46 43H45V46H46ZM105 43H106V44H105ZM137 43H139V45H138ZM180 43H181V44H185V45H183V46H186V47L189 48V51H191V53H190V52H188V53H190L191 57H188V58H187V55H186V56H185V54H184V55H181L184 51L187 52V49H188V48L185 49L186 47H181L182 45H181ZM198 43H199V42H198ZM207 43H208V42H207ZM214 43H215V44L219 43V45L222 44V45H220V47H217V48H219V49L221 48V46L223 47V43H221V42H219V41H217V43H216V41H215ZM255 43H256V44H255ZM28 44L31 45V47L29 46L30 49L27 47ZM56 44H57V45H56ZM97 44H98V45H97ZM104 44H105V45H104ZM113 44H114V47H115V48L113 47ZM115 44H116L117 46H116ZM118 44H119L120 48H119ZM148 44H149V45H148ZM160 44H161L163 47L160 46ZM171 44H172V46H171ZM176 44H177V45H176ZM208 44H209V43H208ZM226 44H227V43H226ZM226 44H224V49H225ZM236 44H235V46H236ZM244 44H243V46H244ZM249 44H247V45L249 46ZM254 44H255V45H254ZM3 45L1 46V44H0V46H1V48H2V51H3ZM153 45H154V46L156 45L157 48L155 47L156 49H152V47L154 48ZM158 45L160 46V49H158V48H159ZM174 45H176L177 48H176ZM197 45H198V44H197ZM199 45H201V44H199ZM206 45H207V44H206ZM210 45H211V44H210ZM213 45H214V44H213ZM232 45L234 46V44H232ZM238 45H239V43H238ZM45 46H44V47H45ZM61 46H62V47L65 46V47L62 48ZM103 46H104V47H103ZM168 46H170V47L168 48ZM201 46H202V45H201ZM216 46H217V45H216ZM216 46H215V47H216ZM228 46H229V45H228ZM240 46H241V44H240ZM245 46H246V45H245ZM245 46H244V47H245ZM5 47H6V48L8 47V48L6 49ZM46 47H47V46H46ZM46 47H45V48H46ZM49 47L46 48V50L48 49V51H49V52L46 51L47 55L50 54V53H53V54L56 56L55 53H57V51H58V52L60 51V52L62 53V50H60L58 47H57V49H56V50H57L56 52H55V50H53V52H52V49L54 48L52 44H51L52 49H49ZM68 47H67V48H68ZM71 47H70V48H71ZM83 47H81V48H83ZM112 47H113V48H112ZM116 47H118L119 49H117ZM137 47H138V48H137ZM204 47H205V46H204ZM210 47H211V46H210ZM230 47H231V46H230ZM237 47H238V46H236L235 48H237ZM136 48H137V50H136ZM164 48H166V49H164ZM171 48H172V49H171ZM174 48H175V49H174ZM178 48H179V49H178ZM181 48H182V49L184 48V49L181 50ZM190 48H191V49H190ZM196 48H200V46H199V47L196 46ZM196 48H195V50L198 51L199 49H196ZM206 48H207V47H206ZM208 48H209V47H208ZM208 48H207V49H208ZM217 48H214V49L219 50V49H217ZM250 48H251V49H250ZM28 49H29V50H28ZM65 49H66V48H65ZM68 49H69V48H68ZM68 49H67V50H68ZM72 49H73V48H72ZM72 49H71V50H72ZM78 49H80V47H79ZM113 49H114V50H113ZM116 49H117V50H116ZM173 49H174V51H173ZM201 49H203V47H202ZM201 49H200V50H201ZM222 49H223V48H222ZM226 49H227V48H226ZM242 49H246V48H243V47H242ZM11 50H12V49H11ZM25 50H26V52H25ZM27 50H28V51H27ZM43 50H44V48H43ZM67 50H66V51L63 50V52H66V54H67V52H68ZM71 50H70V52H71ZM95 50H94V51H95ZM112 50H113V52H112ZM130 50H131L133 53H132ZM135 50H136V51H135ZM138 50H139V51H138ZM151 50L154 51L155 53H153ZM156 50H157V51H156ZM158 50L160 51L161 54H159V51H158ZM161 50H162V51H161ZM176 50H177V51H176ZM195 50L193 49V51H195ZM200 50H199V51H200ZM211 50H213V49H211ZM2 51H0L1 54H2ZM39 51H37V52H39ZM50 51H51V52H50ZM73 51H74L76 54H78V52H76V51H78V50H76V51L73 50ZM171 51H172V52H171ZM181 51H182V52H181ZM199 51H198V53H199ZM207 51H210V50H207ZM236 51H237V50L235 49V52H236ZM14 52L16 53L17 51H14ZM40 52H41V51H40ZM81 52H82V51H81ZM103 52H102V53H103ZM130 52H131V53H130ZM135 52H136L137 54H138V52H139V54L136 56V55H135V54H136ZM151 52H152V53H151ZM157 52H158V54H157ZM176 52H177V53H176ZM201 52H202V51H201ZM204 52H206V50H204L203 53H204ZM12 53H13V52H12ZM15 53H14V54H15ZM46 53H45V54H46ZM61 53H60V54H61ZM129 53H130V55H131V54H132V55L129 56V55H128ZM169 53L172 54V55H170ZM180 53H181V54H180ZM188 53H187V54H188ZM194 53H196V52H193V54H194ZM209 53H210V52H209ZM211 53H213V52H211ZM4 54H5V51H3V55H4ZM16 54H17V53H16ZM43 54H44V53H43ZM45 54H44L43 56H45ZM64 54H65V53H64ZM76 54H74V56H76ZM108 54H109V56H108ZM111 54H113V55H111ZM124 54H127V55H124ZM133 54H134L135 56H134ZM155 54L159 55L158 57H159V58L161 57V58H160V59L157 58V56H156ZM173 54H174V55H173ZM234 54H235V53H234ZM237 54H239V53H237ZM5 55H9V54L6 53ZM22 55H23V54H22ZM28 55H29V52H28ZM31 55H32V54H31V52H30V55H29V56L32 57V56L34 55L33 57H35V54H34V53H33L32 56H31ZM36 55H38V54H36ZM39 55H40V54H39ZM39 55H38V56H39ZM54 55H52V56H54ZM57 55H59V53H58ZM67 55H68V54H67ZM80 55H81V54H80ZM80 55H79V56H80ZM110 55H111V56H110ZM119 55H118V56H119ZM123 55H124V56H123ZM139 55H140V56H139ZM166 55H167V56H166ZM175 55H176V56H175ZM224 55H225V54H224ZM247 55H248V56H247ZM10 56H11V55H10ZM10 56H9V57H10ZM26 56H27V54H26ZM26 56H24V57H26ZM49 56H50V55H49ZM49 56H48V57H49ZM52 56H51V57H52ZM71 56H72V54H71ZM86 56H88V55H86ZM116 56H117V55H116ZM116 56H115V57H116ZM118 56H117V57H118ZM125 56H127L128 58L130 57V58L127 59V57H125ZM155 56H156L157 59L155 58ZM188 56H189V55H188ZM214 56H213V57H214ZM233 56H234V55H233ZM48 57H47V58H48ZM61 57H64V56H63V53H62V56H61ZM131 57H132V58H131ZM137 57L139 58V60H138ZM222 57H223V54H222ZM242 57H243V56H242ZM249 57H250V58H249ZM5 58H6V57H5ZM20 58H23V57H20ZM26 58H27V57H26ZM43 58H44V57H43ZM66 58H67V57H66ZM68 58H69V57H68ZM71 58H72V57H71ZM71 58H70V59H71ZM225 58H226V59H224V61H225V60L228 61V60L232 59V55H231L230 59H228V56H226ZM27 59L29 60V57H28ZM30 59H31V58H30ZM32 59H33V58H32ZM32 59H31V60H32ZM38 59H39V58H38ZM44 59H46V56H45ZM70 59H69V60H70ZM75 59H76V58H75ZM112 59H113V58H111L110 61H111ZM126 59H127V60H126ZM164 59H166V60H164ZM188 59H189V60H188ZM211 59H212V57H211ZM221 59H222V58H221ZM233 59L235 60V57H234ZM0 60L2 61V60H4V59H2V57H1ZM8 60H10V59H8ZM12 60H13V59H12ZM12 60H11V63H12ZM35 60H37V58H36ZM46 60H48V59H46ZM114 60H115V58H114L111 62H113ZM117 60H118V58H117ZM120 60H118V61H120ZM159 60H160L161 62H160ZM162 60H164V61L162 62ZM191 60H192V61H191ZM206 60H207V61H206ZM217 60H218V59H217ZM217 60H216V61H217ZM234 60H232V61L234 62ZM4 61H5V60H4ZM17 61H18V60H17ZM17 61H16V63H17ZM26 61H27V60H26ZM37 61H38V60H37ZM50 61H51V60H50ZM72 61H73V60H72ZM76 61H77V59H76ZM79 61H81V60H79ZM110 61H108V62H110ZM181 61H182V62H181ZM219 61H220V60H219ZM230 61H231V60H230ZM35 62H36V61H34V63H35ZM40 62L43 63V61H40ZM48 62H49V61H48ZM69 62H70V61H69ZM74 62H75V60H74ZM74 62H73V63H74ZM81 62H82V61H81ZM81 62H79V65H80ZM111 62H110V63H111ZM115 62H113V63H115ZM131 62H132V63H131ZM134 62H135V64H134ZM159 62H160V64H159ZM188 62H189V63H188ZM190 62H191V63H190ZM220 62H221V61H220ZM220 62H219V63H220ZM7 63H8V62H7ZM14 63H15V62L12 63V66H14V65H13ZM32 63H33V62H32ZM38 63H39V61H38ZM44 63H45V62H44ZM44 63H43V64H44ZM82 63L85 64L84 61H83ZM143 63H144V64H143ZM157 63H158V65H157ZM163 63H165V65L162 67ZM169 63H170V64H169ZM172 63H173V64H172ZM175 63H177V65H179V64L181 63V66H180V67H181L182 69H180V67L177 66ZM178 63H179V64H178ZM183 63H184V65H185V63H186V65L189 64L188 66H190V64H193V65H191V66L193 67V68H191V69H193V71H194V69H196L197 71L195 70L194 72H191V71H189V70H191V69H188V70L186 71V69L184 68V67H186V66H184ZM201 63H202V64H201ZM215 63H217V62H215ZM2 64H4V63H2ZM5 64H6V62H5ZM18 64H20V61H19V63L16 64V66H18ZM45 64H47V62H46ZM108 64H109V63H108ZM111 64H112V63H111ZM124 64H125V63H124ZM168 64L170 65L169 70H171V71H170L169 74H171V75L176 74V71H175L176 69L173 68V67H175L174 65H176L181 71H183V72H180V71L178 70V68H177V71H178V73H177V74H178L177 78H178V79L175 78L176 75H173L174 77L172 76L173 79H175V80L172 79V82L175 81L174 83H175L176 85L179 83V85L181 86V88H180V86H178V88L181 89V90H178V88L175 86V84H174V83H171V80L168 81V80H169L168 77H171L170 75H169V76L167 75V74H168L167 72H169L168 69L166 70V68L169 66ZM199 64H200V65H199ZM222 64H223V63H222ZM225 64H226V63H225ZM229 64H231V63H229ZM234 64H233L234 67L231 66L232 64L229 65V67L232 68V69H231V68L228 67V68H229V71H228V69H227V71H225L224 69H226L225 66L227 67V65H225V66L223 65V66H224V69H223L224 72H223V71H222V72H223L224 74H227L228 72H230V71H232V70H233V72H236V71H234L235 68H236V66H235ZM0 65H1V64H0ZM8 65H9V64H8ZM34 65H35V64H34ZM74 65H75V64H74ZM74 65H73V66H74ZM77 65H78V63H77ZM109 65H110V64H109ZM109 65H108V66H109ZM125 65H126V64H125ZM154 65H155L156 68L154 67ZM166 65H167V66H166ZM171 65H172L173 67H172ZM195 65H196V67H194ZM220 65H221V64H220ZM2 66H5V65H2ZM12 66L9 65V67H12ZM21 66H22V63H21V65H20V68H21ZM71 66H72V65H71ZM75 66H76V65H75ZM148 66H149V67H148ZM159 66H160V67H159ZM165 66H166V67H165ZM210 66H211V67H210ZM215 66H216V65H215ZM218 66H219V64H218ZM6 67H7V66H6ZM9 67H8V68H9ZM33 67H34V66H33ZM81 67H82V66H81ZM118 67H119V68H118ZM137 67H138V68H137ZM143 67H144V68H143ZM147 67H148V68H147ZM153 67H154V68H153ZM158 67H159L160 69H159ZM161 67H162V68H161ZM216 67H217V66H216ZM251 67H252V68H251ZM0 68H1V67H0ZM13 68H14V69H13L14 72H12V73H14V74L16 73V74H17V72H15V66H14ZM109 68H110V67H109ZM164 68H165V69H164ZM170 68H171V69H170ZM187 68H188V67H187ZM203 68H204V67H203ZM217 68H218V67H217ZM217 68H216V69H217ZM233 68H234V69H233ZM247 68L249 69L248 71L245 70V69H247ZM2 69H3V68H2ZM9 69H11V68H9ZM17 69H18V68H17ZM17 69H16V70H17ZM33 69H36V68H33ZM33 69H32V71H33ZM59 69H60V68H59ZM111 69H112V68H111ZM120 69H121V68H120ZM161 69H162V70L164 69L165 71L163 70V72H162ZM172 69H174L175 72H174ZM183 69H185V70H183ZM198 69H200V67H199ZM207 69H210V70H207ZM211 69H213V70H211ZM6 70H8V69H6ZM11 70H12V69H11ZM19 70H20V69H19ZM36 70H37V69H36ZM61 70H62V69H61ZM134 70H135V72H134ZM142 70H143V71H142ZM244 70H245L246 72H245ZM34 71H35V70H34ZM49 71H50V70H49ZM52 71H50L49 73H51ZM85 71H87V69H86ZM120 71H122V69H121ZM141 71H142V73H141ZM166 71H167V72H166ZM172 71H173V72H172ZM184 71H185V72H184ZM219 71H220V68H219ZM5 72H6V71H5ZM8 72H10V74H11V71H8ZM35 72H36V71H35ZM35 72H33V73H35ZM39 72H40V71H39ZM59 72H60V70H59ZM161 72H162L163 74H162ZM179 72H180V73H179ZM222 72H221V73H222ZM226 72H227V73H226ZM233 72H232V73H233ZM40 73L43 74L42 72H40ZM47 73H48V72H47ZM63 73H64V72H63ZM85 73H87V72H85ZM145 73H146V74H145ZM159 73H160V74H159ZM212 73H213V74H212ZM232 73L230 72V75H229V73H228V75H229V76H232V75H233V76L235 77V75L232 74ZM31 74H32V72H31ZM35 74H38V73L36 72ZM41 74H40V75H41ZM44 74H45V73H44ZM44 74H43V75H44ZM139 74H140V75H139ZM141 74H142V75H141ZM164 74H166V75H164ZM199 74H200V76H201V74H202V76H204V77L206 76L205 79H203L202 76L199 77ZM219 74H220V73H219ZM231 74H232V75H231ZM240 74H239V75H240ZM262 74H263V75H262ZM43 75L41 76V78L44 77ZM45 75H46V74H45ZM60 75H62V74H60ZM136 75H138V76H136ZM159 75H161V76H159ZM221 75H222V74H221ZM261 75H262V76H261ZM31 76H32V78H34L33 74H32ZM31 76H30V77H31ZM37 76H38V75H36L35 77H37ZM47 76H48V74H47ZM124 76H125V77H124ZM135 76H136V77H135ZM140 76L143 77V78H141V80L139 79ZM144 76H145V77H144ZM162 76H163V77H162ZM164 76H165V77H164ZM180 76H182L183 78H181ZM212 76H214V77H212ZM225 76H226V75H224L223 78H225ZM233 76H232V78H234ZM237 76H238V74L236 75V78H237ZM248 76H249V77H248ZM45 77H46V76H45ZM45 77H44V78H45ZM161 77H162V78H161ZM172 77H171V78H172ZM210 77H211V78H210ZM216 77H217V78H216ZM17 78H18V77H17ZM39 78H40V77H39ZM39 78H34L35 80L37 79V80H36L37 83H38L40 80H41L40 82H42V79H43V78H42V79H39ZM123 78H124V79H123ZM134 78H136V80L139 79V80H140V81L138 80L139 83H138L136 80H135L136 82L133 81ZM165 78H166V79H165ZM167 78H168V79H167ZM179 78H180V80H179ZM201 78H202V80H201ZM221 78H220V79H221ZM223 78L221 79V80H222V83H221V84H222L223 86H226L227 84H226L225 82H228V81H225V79H223ZM230 78H231V77H230ZM238 78H239V77H238ZM63 79H64V78H63ZM63 79H62V80H63ZM69 79H70V78H69ZM181 79H182L183 81H182ZM239 79H240V78H239ZM241 79H242V77H241ZM35 80H33L34 82H33L32 80L30 81V86L35 87L34 85H35V84L37 85V83H35ZM101 80H100V81H101ZM120 80H121V81H120ZM176 80H177V81H176ZM200 80H201L202 82H200ZM223 80H224L225 82H224ZM228 80H229V79H228ZM263 80H264V79H263ZM17 81H20V80L18 79ZM28 81H29V78H28ZM48 81H47V82H48ZM60 81H61L62 83H60ZM180 81H182V82H184V83L181 82V84H182V85H181V84H180ZM255 81H256V82H255ZM261 81H260V82H261ZM32 82H33L34 85H31ZM40 82H39V85L42 84V83H40ZM126 82H127V81H126ZM176 82H177V83H176ZM248 82H249V83H248ZM202 83H203V84H202ZM216 83H217V84H216ZM228 83H229V82H228ZM247 83H248V84H247ZM262 83H263V82H262ZM16 84H17V82H16ZM18 84H19V83H18ZM44 84H46V80H45ZM66 84H67V83H66ZM68 84L70 85L71 82L68 81ZM68 84H67L66 86L69 88ZM116 84H117V83H115V85H116ZM125 84H127V83H125ZM125 84H123V86H124ZM138 84H139V85H138ZM170 84H171V86H170ZM173 84H174V85H173ZM221 84H220V85H221ZM224 84H225V85H224ZM229 84H230V83H229ZM229 84H228V86H229ZM238 84H237V85H238ZM246 84H247V85H246ZM263 84H264V83H263ZM27 85H28V84H27ZM119 85L121 86V84H119ZM119 85H118V86H119ZM134 85H135V86H134ZM137 85H138V86H137ZM240 85H241V87L243 86V87H242V90H241V88L238 89V88L240 87ZM245 85H246V86H245ZM42 86H43V88H42ZM45 86L47 87V89L45 88ZM104 86H105V85H104ZM126 86H125V87H126ZM162 86H163L164 88H163ZM167 86H168V87H167ZM169 86H170V88H169ZM173 86H174V87H173ZM248 86H249V87H248ZM261 86H262V89H263L264 86H263V85H261ZM25 87H28V86H25ZM32 87H31V88H32ZM37 87H40V86H37ZM55 87L58 88V89H56ZM98 87L100 88V86H98ZM101 87H102V85H101ZM106 87H104V89H105ZM125 87H124V88H125ZM160 87H162L163 90H161L162 88H160ZM165 87H167V90H165ZM236 87H237V88H236ZM245 87H248V88L246 89ZM28 88H29V89L25 88V91H24V88H23V91L20 90V95L18 96V98L21 97L22 99H24L22 96H25V98L28 99V97L32 94V92H31L30 95L28 96L29 92L32 91V89H31L30 87H28ZM44 88H45V89H44ZM59 88H61V90H59ZM78 88H79V87H78ZM95 88H96V87H95ZM107 88H106V89H107ZM114 88H115V90H113ZM118 88H119V87H118ZM136 88H137V89H136ZM157 88H158V89H157ZM172 88H173L174 90H173V91H170V89L172 90ZM220 88H222V87H220ZM229 88L231 89V87H229ZM26 89H27V92H26ZM33 89H36V88H33ZM48 89H49V91H48ZM96 89H97V88H96ZM100 89H103V88H100ZM135 89H136V90H135ZM227 89H228V88H227ZM244 89H245V90H244ZM28 90H30V91L28 92ZM37 90H38V89H37ZM37 90H36V92H37ZM56 90H58L60 94H59V93L57 94V91H56ZM64 90H65V89H64ZM66 90H68V89H66ZM69 90H70V89H69ZM79 90H80V89H79ZM83 90H84V89H83ZM97 90H98V89H97ZM118 90H119V89H118ZM118 90H117V91H118ZM120 90H121V89H120ZM156 90H157L158 92H160V93H158ZM164 90H165V91H164ZM221 90H224V91H221ZM235 90H234V91H235ZM50 91H51V92H50ZM61 91H62V92H61ZM89 91H91V90L89 89ZM89 91H88V92H89ZM106 91H107V90H106ZM168 91L170 92V93H169L170 95L168 94ZM219 91H221L222 93L219 92ZM247 91H248L249 93H248ZM251 91H252V93H250ZM262 91H263V90H262ZM24 92H25V93H24ZM33 92H35V90H34ZM36 92H35V93H36ZM76 92H77V90H76ZM76 92H75V95L78 94V97H79V96H80L79 93H76ZM78 92H79V91H78ZM81 92H82V91H81ZM81 92H80V94H81ZM86 92H87V91H86ZM95 92H96V91L94 90V93H95ZM98 92H101V91L99 90V91H97V93H98ZM113 92H114L115 94H113ZM135 92H136V93H135ZM163 92H164V93H163ZM225 92H226V91H225ZM230 92H231V90H230ZM235 92H236V91H235ZM235 92H234V93H235ZM237 92H236V93H237ZM27 93H28V94H27ZM44 93H43V94H44ZM55 93H56V94H55ZM65 93H68V92H65ZM92 93H93V90H92L91 94H92ZM155 93H158L159 96H158L157 94L155 95ZM161 93H162V94H161ZM196 93H198L197 96L195 95ZM226 93L228 94V92H226ZM258 93H259V92H258ZM260 93H261V92H260ZM262 93H264V92H262ZM22 94H23V95H22ZM26 94H27V95H26ZM39 94H41V93H39ZM43 94H41V97H42ZM70 94H71V93H69V95H70ZM89 94H90V93H89ZM89 94H88V95H89ZM99 94H98V95H99ZM160 94H161V95H160ZM164 94H166V95H164ZM227 94H226V95H227ZM231 94H233V93H231ZM237 94H238V93H237ZM21 95H22V96H21ZM32 95H34V94H32ZM55 95H56V96H55ZM65 95L69 96L68 94H65ZM65 95H64V96H65ZM96 95H97V94H96ZM112 95H116V96H115L116 98H115L114 96H112ZM119 95H120V96H119ZM152 95H153V97H158V98H152V97H151ZM162 95H163V96H162ZM167 95H168V96H167ZM228 95H229V94H228ZM228 95H227V97H224V98H228ZM233 95L235 96V94H233ZM37 96H38V94L36 93L34 98H35V99L38 98ZM90 96H91V95H90ZM117 96H118V97H117ZM125 96H124V97H125ZM132 96H133V97H132ZM193 96H196V97H193ZM221 96H222V95H221ZM230 96H231V95H230ZM234 96H233V98H234ZM32 97H33V96H32ZM32 97H30V98L28 99V101H29ZM44 97H45V96H44ZM44 97H42V98H44ZM74 97H76V96H73V98H74ZM87 97H88V96H87ZM169 97H170L172 100H170ZM222 97H223V96H222ZM240 97H242V96L240 95ZM240 97H238V98H240ZM21 98H20V99H21ZM39 98H40V95H39ZM39 98H38V99H39ZM47 98H48V97H47ZM49 98L46 99V100H49ZM67 98H68V97H67ZM67 98H65V99H67ZM71 98H72V97H71ZM71 98H69V99L71 100ZM83 98H82V99H83ZM130 98H131V100H129ZM148 98L150 99L151 102H152V99H153V100L156 99V100H155V102H152V103H151V102L148 100ZM233 98H231L232 101H233ZM235 98H236L237 100H239L237 97H235ZM249 98H250V99H249ZM251 98H252V99H251ZM27 99H24V100H22V101L25 102V101H27ZM35 99H34V101H31V100H30V101H31V102H34V104H36L35 102H37V101L39 102V100L36 99L37 101H35ZM75 99H77V97H76ZM85 99L88 100L87 104H85V103H86V102H85ZM93 99H94V100H93ZM114 99H115L116 101H115ZM121 99H124L125 102H123V100H121ZM159 99H158V102H160ZM217 99H218V101H217ZM236 99H235V100H236ZM13 100H14V99H13ZM15 100L17 101V103L19 102L17 99H15ZM42 100H43V99H42ZM67 100H68V99H67ZM67 100H66V101H67ZM77 100H79V98H78ZM117 100H121L122 102L120 103V101H117ZM237 100H236V101H237ZM251 100H252V101H251ZM253 100H254V101H253ZM256 100H257V101H256ZM260 100H261V102H260ZM16 101H15V103H13V107L11 108L12 110H11V111L9 110L10 113L8 112V109L3 108L4 106L1 105V109L3 108V110H4V109H5V110H4V111H0V116H1V114L3 115L2 117H0V121L3 120V122H4L5 120H7V121H6V125H7V122H8V123L10 122L9 124H11V122H12V118H13V120H14V117H15L14 115H15L16 112L19 110V109H17L16 112L11 113L12 111H15V110H13V108H14V109L16 108V105H17V104H16ZM63 101L65 102L64 99H63ZM74 101L76 102V100H74ZM92 101H96V102H92ZM162 101H163V100H162ZM216 101H217V102H216ZM220 101H221V102H220ZM225 101H226V99H225ZM232 101H229V103L231 104ZM13 102H14V101H13ZM20 102H21V101H20ZM23 102H22L21 105H23ZM48 102H47V103H48ZM67 102H68V101H67ZM67 102H65V104H66ZM98 102L100 103V105H98ZM117 102H118V103H117ZM128 102H129V103H128ZM144 102H145V103H144ZM149 102H150V103H149ZM158 102H157V105H160V103H161V105H162V102H160L159 104H158ZM164 102H165V101H164ZM167 102H166V103H167ZM223 102H224V101H223ZM223 102H222V103H223ZM226 102H228V100H227ZM233 102H234V101H233ZM250 102H251V103H250ZM263 102H264V101H263ZM29 103H30V102H29ZM43 103H44V102H43ZM51 103H49V104H51ZM90 103H91V104H90ZM96 103H97V104H96ZM122 103H124V106L122 105ZM130 103H131V104H130ZM218 103H219V104H218ZM234 103H235V102H234ZM19 104H20V103H19ZM19 104H18V105H19ZM27 104H28V102H27ZM27 104H25V105H27ZM30 104H31V103H30ZM30 104H29V106H30ZM34 104H32V105L34 106ZM81 104L84 105L85 107L82 106ZM89 104H90V105H89ZM112 104H113V105H112ZM127 104H128V106H127ZM139 104H140V105H139ZM149 104H150V105H149ZM164 104H165V103H163V105H164ZM173 104H174L175 106H174ZM182 104H184V105H182ZM224 104H226V103H224ZM240 104H242V105L240 106ZM25 105H24V106H25ZM38 105H39V104H38ZM55 105H56V104H55ZM62 105H64V104H62ZM62 105H61V106H62ZM67 105H68V104H67ZM97 105H98V106H97ZM101 105H102V106H101ZM105 105H106V106H105ZM141 105H142V106H141ZM153 105H152V106H153ZM161 105H160V106H161ZM163 105H162V106H163ZM167 105H168V104H167ZM181 105L184 106V107H182ZM212 105H213V106H212ZM251 105H252V106H251ZM253 105H254V106H255V105H257V106L260 105V108L258 109L259 106H258V107H257V106L253 107ZM33 106H32V107H33ZM40 106H42V105H40ZM61 106H60V108H62ZM78 106H79V107H78ZM88 106H89V108H87ZM94 106H95V107H94ZM104 106H105L106 108H104ZM136 106H138L139 108L137 107L138 109L135 110ZM144 106H145V105H144ZM144 106H143V107H144ZM154 106H153V109L156 108V107H154ZM223 106L225 107V105H223ZM227 106H228V105H227ZM19 107H20V106H19ZM36 107H37V106H36ZM36 107H35V109H36ZM83 107H84V108H83ZM97 107H98V108H97ZM99 107H100V108H99ZM101 107H102V108H101ZM179 107H180V109H179ZM229 107H232V106L229 105ZM229 107H227V108H229ZM52 108L56 111V114H55V111H54ZM81 108H82L83 110H82ZM119 108H117V109H119ZM160 108H163V107H160ZM160 108H158V109L160 110ZM164 108H165V107H164ZM167 108H168V107H167ZM171 108H169V109H171ZM206 108H208V109H206ZM240 108H242V109H244V110L242 111V109H240ZM254 108H255V109H254ZM9 109H10V108H9ZM31 109H33V108H31ZM79 109H80V110H79ZM86 109H87V111H88V109L91 110V111H88V112H87V111H85ZM126 109H127V110H126ZM147 109H148V108H147ZM156 109H157V108H156ZM156 109H155V111H156ZM169 109H168V110H169ZM176 109H177V110H176ZM236 109H237V108H236ZM33 110H34V109H33ZM46 110H49V111H47V113H46V112H45ZM59 110H60V109H59ZM97 110H98V111H97ZM106 110H107V112H106ZM115 110H114V112H115ZM120 110H119V111H120ZM134 110H135L136 112H135ZM162 110H163V109H162ZM181 110H182V111H181ZM207 110H209V111H207ZM219 110H221V111L219 112ZM231 110H232V109H231ZM231 110H227V111H231ZM234 110H235V107L233 106V111H234ZM254 110H255V111H254ZM256 110H257V111L259 110V111H260V114H259V111H258V113H257ZM51 111H52V112H51ZM73 111H75L76 114H77V112H79V113H78L77 115H75V113H74ZM84 111H85V112H84ZM92 111H93V113H92ZM94 111H95V112H94ZM116 111L118 112V110H116ZM125 111H126V112H125ZM152 111H154V110H152ZM155 111H154V112H155ZM30 112H31V111H30ZM32 112H33V111H32ZM34 112H36V110H35ZM34 112H33V115H35ZM97 112H98V114H97ZM104 112H105V113H104ZM117 112H116V113H117ZM154 112H153V113H154ZM159 112H162V111H159ZM166 112H167V111H166ZM178 112H179V113H178ZM231 112H232V111H231ZM231 112H230V113H231ZM261 112H262V114H261ZM7 113H8V114H7ZM14 113H15V114H14ZM45 113H46L47 115H46ZM51 113H52V114H51ZM71 113H73V114H72V118H71V116H69ZM88 113H89V114L92 113V114H90V116H89ZM108 113L111 114V116L108 115ZM116 113H115V114H116ZM132 113H133L134 115H133ZM137 113H138V114H137ZM149 113H151V112H149ZM153 113H152V114H153ZM162 113H165L164 110H163ZM167 113H168V112H167ZM222 113H223V115H222ZM228 113H229V112H228ZM238 113H240V114L238 115ZM241 113H242V114H241ZM254 113H255V115H254ZM256 113H257V114H256ZM10 114H12V115H10ZM13 114H14V115H13ZM53 114H54V116H53ZM60 114H62V113H60ZM86 114H87L88 116H87ZM93 114H94V115H93ZM95 114H96L97 116H96ZM125 114H126V115H125ZM131 114H132V115H131ZM136 114H137V115H136ZM152 114H151V115H152ZM157 114H158V113H157ZM157 114L154 113V115H157ZM174 114H173V115H174ZM179 114H180V115H179ZM6 115H7V116H6ZM17 115H19V112L17 113ZM44 115H46L49 119H47V117H45ZM62 115H63V114H62ZM92 115H93V119L91 118ZM135 115H136L137 117H136ZM144 115H145V116H144ZM147 115H148V114H147ZM165 115H167V114H164V116H165ZM168 115H169V114H168ZM168 115H167V117H166V116H165V117H166V118L169 117V119L172 117V119H173V116L170 117V116H168ZM232 115H233L234 117L238 118V119L236 120V118H233V119H234V120H233L232 118H230V117H233ZM258 115H259L260 117H259ZM261 115H263V116H261ZM43 116L45 117L44 119H43ZM79 116H80V115H79ZM83 116H82V117H83ZM106 116H109V118H106ZM139 116H140V117H139ZM164 116H163V117H164ZM178 116H177V117H178ZM240 116H243V118H244V116H245L246 119H241ZM58 117H59V116H58ZM68 117H69V118H68ZM87 117H90V118H87ZM120 117H121V118H120ZM146 117H147V116H146ZM152 117H154V116H152ZM165 117H164V118H165ZM174 117H175V115H174ZM227 117H229L231 120H230L229 118L227 119ZM5 118H6V119H5ZM7 118H8V119H7ZM31 118H32V119H31ZM34 118H35V119H34ZM36 118H37V120H36ZM51 118H53L54 120H52ZM70 118H71V119H70ZM85 118H84V119H85ZM105 118H106V119H105ZM110 118H111V119H110ZM114 118H115V117H114ZM140 118H141V119H140ZM142 118H143V119H142ZM157 118H158V117H157ZM259 118H261V119L259 120ZM4 119H5V120H4ZM40 119H41V121H40ZM45 119H47V121H46ZM124 119L122 118L121 121L124 122ZM131 119L129 120L128 117H127V120H125V121H128V120H129V122H131ZM153 119H155V118H152V120H153ZM162 119H163V120H162ZM169 119H168V120H169ZM172 119H171V120H172ZM226 119H227V120H226ZM239 119H241L243 122H246V123H243V122H242L241 120H239ZM254 119H255V121H254ZM42 120L46 121L48 124H47L46 122H44V121H43V123H42ZM50 120H51V121H50ZM108 120H112V121H111L112 123H111L110 121H109L110 123H108V122H107ZM165 120H167V119H165ZM235 120H236V122H235ZM262 120H263V119H262ZM37 121H38V122H37ZM82 121H84V123H80V122H82ZM88 121H89V122H88ZM94 121H95V122H98V121H99L97 125L95 124L96 126H94ZM105 121H106V122H105ZM121 121H119L120 123H119V126H118V127H117V126L114 127V129H115L116 132H118V130L120 129V125L122 124ZM169 121H170V120H169ZM173 121H174V120H173ZM239 121H240V122H239ZM35 122H37V123H35ZM77 122H79L80 124H79V123L77 124ZM104 122H105V124L108 123V126L104 127V126H103ZM138 122H139L140 125H142L143 127L140 126L139 124H137ZM171 122H172V121H171ZM179 122H178V123H179ZM183 122H184V123H183ZM1 123H2V122H1ZM31 123H35V125H32V126H31ZM142 123H143V124H142ZM172 123H173V122H172ZM174 123H177V122H174ZM239 123H240V124H239ZM255 123H256V124H255ZM262 123H263V122H262ZM262 123H261V124H262ZM9 124H8V125H9ZM109 124H111V125H109ZM124 124H125V123H124ZM154 124H155V123H154ZM202 124H203V125H202ZM212 124H214L213 127H212ZM216 124H217V125H216ZM238 124H239V125H238ZM243 124H245V127H248V126H249L248 129L245 128V127L243 126ZM258 124H259V125H258ZM0 125H1V124H0ZM2 125H4V126L2 127ZM2 125H1V128H2V129H4V128L7 129V127H9V126L5 127L6 125H5L4 123H2ZM25 125H26V124H25ZM55 125H56V126H55ZM58 125H59L60 127H59ZM91 125L94 127V130H93V127H92ZM106 125H107V124H106ZM133 125H134V124H133ZM151 125H152V124H151ZM204 125H205V126H204ZM246 125H248V126H246ZM29 126H31V127H29ZM63 126H64V127H63ZM66 126L69 127V130H67L68 128H66ZM79 126H80V127H79ZM83 126H85V125H83ZM139 126H140V127H139ZM172 126H174L173 128H175V129H172V128H171ZM176 126H177V125H176ZM199 126H200V127H199ZM203 126H204V127H203ZM241 126H242V128H241ZM263 126H264V124H263L261 127H263ZM55 127H56V129H58V128H59V129L56 130ZM78 127H79V128H78ZM88 127H89V128H88ZM133 127H134V126H133ZM145 127H144V129H145V131H146V128H145ZM152 127H153V125H152ZM177 127H178V126H177ZM216 127H220V128H216ZM243 127L245 128V130L247 129L246 132H245V130H243V132L240 131L241 129H243ZM256 127H255V128L253 127V128H254V129H257ZM259 127H260V126H259ZM25 128H26V130H27V127H25ZM60 128H61V129H60ZM62 128H63V129H62ZM77 128H78V129H77ZM97 128H98V127H97ZM108 128H109V127H108ZM111 128H112V127H111ZM121 128H122V126H121ZM150 128H151V127L149 126V129H148L149 131L147 130L148 132H150V130H153V129H150ZM155 128H154V129H155ZM182 128H184V132H182V131H183ZM187 128H188V129H187ZM211 128H212V129H211ZM237 128H238V129H237ZM239 128H240V129H239ZM2 129H0V132H1ZM38 129H40V130H38ZM51 129H52V130H51ZM53 129H54V130H53ZM65 129H66L67 131H65ZM73 129H74L73 133H75V131H78L79 133L81 132L80 134L76 132L77 134H79V135L81 136L80 138H79V137L77 138L78 141H79V139H80V143H79V145L77 144L78 141H77L76 138H75L76 142H75V140H74V138H73V140H74V141H73V145H72V140H70L72 137H74L73 134H72V137H71V135H69V133H71V131H72ZM162 129H164V131H163ZM185 129H186V130H185ZM203 129H205V130H203ZM213 129H215V130H213ZM220 129H222V130H220ZM228 129H229V130H228ZM48 130H49L50 132H49ZM80 130H82V129H80ZM91 130H92L93 132L90 134L89 132H91ZM109 130H110V128H109ZM121 130H126V129H123V128H122ZM142 130H143V129H142ZM155 130H157V129H155ZM166 130H167V131H166ZM170 130H171V131H170ZM173 130H174V131H173ZM211 130H212V131H211ZM217 130H218V131H217ZM258 130H259V128H258ZM261 130H263V129H261ZM261 130H259V131L262 132ZM24 131H25V130H24ZM27 131H28L27 133H29V135H30V134H32V136L35 135V132H33V133H34V135H33V133L31 132V130L28 129ZM33 131H34V130H33ZM54 131H55V132H54ZM61 131H62V132H61ZM97 131H98V130H97ZM97 131H96L95 133H93V137H94V135L96 136V134H98L99 136H101L99 132L97 133ZM107 131H108V130H107ZM112 131H113V130H111V133H110V134L113 133ZM115 131H114V132H115ZM145 131H144V132H145ZM147 131H146V132H147ZM165 131H166V132H165ZM208 131H209V132H208ZM210 131H211V132H210ZM213 131H214L215 133H216V132H218V133H216V135H215V134L213 133ZM223 131H224V132H223ZM249 131H250L251 133H250ZM254 131H255V130H254ZM254 131H253V132H254ZM263 131H264V130H263ZM25 132H26V131H25ZM30 132H31V133H30ZM116 132H115V134H116L117 136H120V133L123 132V131H121L120 133H116ZM142 132H143V131H142ZM142 132H140V133H142ZM154 132H156V131H154ZM175 132H176V133H175ZM177 132H178V133H181V132H182V133H181L182 136H181L180 134H178ZM233 132H235V134H234ZM244 132H245V133H244ZM3 133H4V132H2V134H3ZM5 133H6V130H5ZM27 133H26V134H27ZM54 133L58 136V137H57V141H56L55 144L53 143V138H52V136L54 135ZM61 133H62V134H61ZM76 133H75V134H76ZM101 133H102V132H101ZM103 133H104V132H103ZM105 133H106V131H105ZM150 133H152L151 135H153V131H151ZM150 133H148V135H149ZM159 133H158V134H159ZM167 133H169V135H170V133H171V135H172L173 133H175V134H174L175 138H173L174 136L171 137V135L168 136ZM208 133H209V134H208ZM231 133H233V134H231ZM241 133H242V134L244 133V134L242 135ZM263 133H264V132H263ZM39 134L37 133L38 136H39ZM42 134H41V136H42ZM59 134H60V135H59ZM63 134L65 135V137H64ZM110 134H108V135H110ZM115 134L113 133L112 136L110 137L112 140H114L113 138L116 136ZM125 134H126V133H125ZM164 134H165V135H164ZM210 134H211V135H210ZM212 134H213V135H212ZM236 134H237V135H236ZM239 134H240V135H239ZM27 135H28V134H27ZM51 135H52V136H51ZM62 135H63V136H62ZM68 135H69V136H68ZM79 135H78V136H79ZM82 135H83V134H82ZM98 135H97V136H98ZM146 135H147V134H146ZM223 135H224L225 137H224ZM238 135H239V138H238ZM244 135H245V136H244ZM255 135H256V134H255ZM259 135H260V134H259ZM6 136H7V135H6ZM25 136H26V135H25ZM30 136H31V135H30ZM30 136H29V137H30ZM35 136H36V135H35ZM38 136H37V137H38ZM60 136H61V137H60ZM97 136H96V137H97ZM99 136H98V137H99ZM153 136H156V133H155ZM158 136H160V135H158ZM176 136H177V138H176ZM209 136H210V137L213 136L212 138L215 137V139H214L213 142H211L212 140L209 139V138H210ZM217 136H220V137H217ZM240 136H241V137L244 136V137L241 138ZM261 136H263V137H261V138H264V134H263V135L261 134ZM0 137H1V135H0ZM3 137H4V134H3ZM3 137H1L2 139L0 138V140H1L0 142H2V143H1L2 145L4 144V143H3L4 141H2V140H3ZM59 137H60L62 140H65V139H66L65 142L62 141ZM69 137H70V138H69ZM75 137H77V136H75ZM96 137H95V138H96ZM98 137H97V138H98ZM112 137H113V138H112ZM147 137H148V136H147ZM150 137H151V136H149L148 138H150ZM163 137H162V138H163ZM206 137H207V138H206ZM223 137H224V138H223ZM233 137H236V138H237V139H236L237 141H236V140L234 141L235 138H233ZM245 137H247V138H245ZM259 137H260V136H259ZM5 138H6V137H5ZM26 138H27V137H26ZM26 138H25V139H26ZM33 138H36V137H33ZM38 138H39V137H38ZM50 138H52L51 143H50V141H49ZM115 138H116V137H115ZM152 138H153V137H152ZM164 138H163V139H164ZM171 138H173L174 142H173V140H172ZM178 138H179V139H178ZM212 138H211V139H212ZM216 138H217V140L219 139L218 142L216 141ZM220 138H221V140H220ZM59 139H60V141H58ZM68 139L70 140V143H71V144H70V143H69V144L67 143V140H68ZM107 139H108V140H107ZM107 139L105 138L106 144H107V143H110L109 141L111 140V139L109 140V136H107ZM155 139H158V138L156 137ZM159 139H160V138H159ZM159 139H158V140H159ZM163 139H162V140H163ZM208 139H209V140H208ZM231 139H230V140H231ZM238 139H240V140L238 141ZM244 139H245V140H244ZM5 140H7V139H5ZM26 140H27V139H26ZM26 140H25V141H26ZM28 140H29V138H28ZM36 140H37V139H36ZM38 140H39V139H38ZM47 140H48V141H47ZM92 140H93V141H91V142H93V144H94V141H95L96 139H95V140L92 139ZM169 140H170V142H171L173 145H172L171 143L168 144ZM177 140H178V141H177ZM205 140H206V141L208 140V143L211 142V143H210L211 145H209L207 142H206V143H207L208 146L206 145V143L204 144V145H206V146L202 145V144L205 142ZM227 140H228V138H227ZM232 140H231V141H232ZM246 140H248V141H246ZM256 140H258V145H260V146H259L260 149L258 148L257 144H256L257 149L255 148V147H256V146H255V143L257 142ZM260 140H262V139H260ZM61 141L64 142L65 145H62V142H61ZM159 141H161V139H160ZM176 141H177V142H176ZM183 141H184V142H183ZM219 141H220V142H219ZM245 141H246V142H245ZM254 141H255V142H254ZM5 142H7V141H5ZM9 142H10V141H9ZM38 142H39V141H38ZM38 142H37V143H38ZM46 142H47V143H46ZM48 142H49V144H48ZM60 142H61V144H60ZM68 142H69V141H68ZM74 142H75V143H74ZM81 142H82V143H81ZM111 142H113V141H111ZM179 142H180V143H179ZM182 142H183V143H182ZM185 142H186V144H185ZM202 142H203V143H202ZM216 142H217L218 144H217ZM262 142H264V141H262ZM66 143H67L68 146H70V147H68V146L66 145ZM83 143H84V144H83ZM88 143H89V144H88ZM113 143H114V142H113ZM215 143H216V145H215ZM221 143H223V142H221ZM221 143H220V144H221ZM242 143H243V144H242ZM9 144H11V143H8V144H7V147H10ZM39 144H40V143H39ZM41 144H42V143H41ZM58 144H60V145H58ZM158 144H159V142H158ZM179 144H180V146H179ZM240 144H241V146H240ZM2 145H1L0 147H2ZM8 145H9V146H8ZM24 145H25V144H24ZM37 145H38V144H37ZM71 145H72V147H71ZM83 145H84V148H83ZM88 145H90V146L88 147ZM108 145H109V144H108ZM167 145H168V146H167ZM5 146H6V144L4 145V148H3V149L0 148V153H1V150H2V152H4V151L6 150V149H5ZM26 146H27V145H26ZM45 146H46V147H45ZM49 146H50V147H49ZM57 146H58V147H57ZM64 146H66V147H64ZM111 146H112V145H110L109 148H111ZM165 146H166L167 148H166ZM171 146H170V147H171ZM195 146H194V148H195ZM201 146H199V148H200ZM221 146H222V145H221ZM263 146H264V145H263ZM7 147H6V148H7ZM35 147H36V146H35ZM59 147H60V148H59ZM61 147H62V149H61ZM67 147H68V148H67ZM80 147H81V149H80ZM93 147H94V146H93ZM159 147H161V146L159 145ZM174 147H173V149H174ZM10 148H11V147H10ZM23 148H24V147H23ZM33 148H34V147H33ZM43 148H44V149H43ZM46 148H47V149H46ZM57 148H58L59 150H58ZM64 148H67L68 151L64 150ZM90 148H92V147H90ZM221 148H222V147H221ZM221 148H219V146H218V149H221ZM4 149H5V150H4ZM7 149H9V148H7ZM12 149H13V148H11L9 151H10L11 153H13V155H14V152H12ZM45 149H46V150H45ZM102 149H103L104 151H106V149H104V148H101V149L98 148V149H96L95 152L93 151V153H90V154H88V151H87V150H86V152H85L86 155H83V153H82V155H81V154H80V155L78 154L77 157H78V158L80 157V159H78V163L80 164L81 161L83 162V160H85V159L87 160V158H89V160H91V161L93 162L94 159L96 160L95 156L97 157V159H101L102 156L104 155V154H103L104 152L102 153V151H103ZM162 149H163V148H162ZM176 149H177V148H176ZM214 149H215V150H214ZM258 149H259L261 152H259L258 154L256 153V155H254V151H255V152H256V151L258 152ZM262 149H263V148H262ZM3 150H4V151H3ZM23 150H24V149H23ZM34 150H35V148H34ZM44 150H45V151H44ZM69 150H72V151L69 152ZM88 150H89V149H88ZM97 150H99V152H100V156L97 155V153H98ZM160 150H161V149H160ZM171 150H172V149H171ZM174 150H175V149H174ZM48 151H49V152H48ZM63 151H65V152H63ZM10 152L5 151V153H8V154H10ZM38 152H39V153H38ZM96 152H97V153H96ZM161 152H163V151H161ZM165 152H166V151H164V153H165ZM168 152H169V150H168ZM171 152H172V151H171ZM183 152H182V153H183ZM5 153H4V156L2 155V156H3L2 158H5V155H6ZM17 153H19V152H17ZM32 153H33V151H32ZM32 153H31V154H32ZM62 153H63V154H62ZM94 153H95V155H94ZM101 153H102V154H101ZM147 153H149V152H147ZM172 153H175V152H172ZM1 154H3V153H1ZM68 154H69V155H68ZM73 154H74V153H73ZM152 154H153V153H151V154L149 153V155H152ZM159 154H160V153H159ZM175 154H176V153H175ZM175 154H174V155H175ZM180 154H179V155H180ZM33 155H34V153H33ZM62 155H63V156H62ZM92 155H93V156H92ZM105 155H107V154H105ZM105 155H104V156H105ZM170 155H171V154H170ZM179 155L176 156V157H179ZM215 155H216V153H215ZM0 156H1V155H0ZM8 156H9V157L6 156V159L9 158V161H10V159H11V158H10V155H8ZM66 156H67V157H70V158H67ZM73 156H74V155H73ZM89 156H90V157H89ZM144 156H145V155H143V157H144ZM172 156H173V155H171V157H172ZM26 157L28 158L29 161L27 160ZM29 157H30V158H29ZM37 157H38V159H37ZM82 157H83V158H82ZM86 157H87V158H86ZM92 157H93L94 159H91ZM153 157H155V156H152V158H153ZM158 157H159V156L157 155L156 158H154V159H157ZM176 157H175V159H176ZM2 158H1L0 161H2ZM72 158H73V157H72ZM144 158H145V157H144ZM146 158H147V156H146ZM60 159H61V160H60ZM62 159H63V160H62ZM65 159H66V160H65ZM147 159H148V158H147ZM149 159H151V157H149ZM178 159H179V158H178ZM255 159H256V160H255ZM261 159H263V163H262V161H260ZM4 160H5V159H3L2 163H4ZM15 160H12V162H14V163H11V164H15ZM40 160H41V161H40ZM64 160H65V162H64ZM143 160H144V159H143ZM200 160H201V161H200ZM207 160H208V161H207ZM35 161H36V162H35ZM37 161H39V163H37ZM96 161H97V160H96ZM146 161H147V160L145 159L144 162H146ZM209 161H210V162H209ZM254 161H255V162H254ZM5 162H6V161H5ZM19 162H18V163H19ZM29 162H32L30 168L32 167V168H35V169L38 170L36 173H35V171H36L35 169H30L29 167H27ZM40 162H41V163H40ZM42 162H43V163H42ZM56 162H57V163H56ZM84 162H85V161H84ZM87 162H90V161H87ZM23 163H25V162H23ZM36 163H37V164H36ZM66 163H67V164H66ZM201 163H202V164H201ZM205 163H206V164H205ZM255 163H256V164H255ZM258 163H259V164H258ZM32 164H33L35 167H33ZM207 164H208V166H207ZM212 164H214V165H212ZM36 165H37V166H36ZM47 165H48L49 167H48ZM57 165H58L59 167H57ZM68 165H69V164H68ZM82 165H83V164H82ZM82 165H81V166L79 165V166L82 168ZM211 165H212V166H211ZM261 165H260V167H261ZM61 166H63V167H61ZM65 166H66V167H65ZM209 166H210V167H209ZM218 166H220V165H218ZM252 166H251V167H252ZM263 166H262V168H263ZM37 167H38V168H37ZM41 167H42V168H41ZM80 167H79V169H81ZM202 167H204V168H203V169H204L203 171H202V169H201ZM205 169H207V170H205ZM263 169H264V168H263ZM32 170H33L34 172H32ZM40 170H41V171H40ZM61 170H62V171H61ZM45 171H46V173H44ZM50 171H51V173H50ZM41 173H42V174H41ZM197 174H198V175H197ZM60 175H61V176H60ZM263 175H264L263 172L260 173V174H257V175H256V174L251 175V177H253V179L251 178L250 181L253 180V182H255V183L249 182L248 185H250V184H253V185L256 184V185H257V183L260 184V183L262 182V180L264 179V178L262 179V177H261V176H263ZM34 176H33L32 178H34ZM38 176H39V177H38ZM46 176H47V177H46ZM199 176H200V178H201V175H199ZM14 177H15V178H14ZM171 177H172V176H171ZM173 177H174V176H173ZM175 177H176V175H175ZM196 177H195V178H196ZM221 177H223V179H224V176H221ZM258 177H261V179L258 178ZM263 177H264V176H263ZM22 178H23V179H22ZM256 178H257L258 180H257ZM14 179L17 180V181H14ZM24 179H25L26 181H24ZM30 179H31V178H30ZM38 179H39V180H38ZM56 179H57V180H56ZM46 180H47V182H46ZM254 180H255V181H254ZM19 181H20V182H19ZM258 181H259V182H258ZM17 182H18V183H17ZM28 182H30L29 184H31V186H30L31 188H30V187H25V186H27V185L29 186ZM60 182H61V183H60ZM56 183H57V184H56ZM59 183H60V185H59ZM43 184H44V185H43ZM49 184H50V185H49ZM53 184H54V185H53ZM13 185H14V184H13ZM20 185H19V186H20ZM48 185H49V186H48ZM52 185H53V186H52ZM58 185H59L60 187H56V186H58ZM253 185H252V186H253ZM19 186H18V187H19ZM250 186H251V185H250ZM252 186H251V187H252ZM16 187H17V186H16ZM21 187H22V186H21ZM247 187H248V186H247ZM23 188L21 189V190H23V191H21V194H22V193L24 192V190H25V189H23ZM29 188H30V189H29ZM35 188H36V187H35ZM54 188H55V189H54ZM244 188H245V187H244ZM17 189H18V188H17ZM62 189H63V188H62ZM62 189H61V190H62ZM167 189H168V188H165V191H163L162 188H161V190H162L164 193L167 191ZM245 189H246V188H245ZM245 189L243 190V194L245 193V191H246L248 188H247L246 190H245ZM18 190H19V189H18ZM28 190H25L26 194L29 193ZM27 191H28V192H27ZM53 192H54V193H53ZM45 193H46V194H45ZM52 193H53V194H52ZM23 194H24V193H23ZM167 194H168V193H166L165 196H167ZM54 196H55V198H54ZM57 196H58V195H53V197L50 196V199L53 198V199L56 200V199L58 198ZM247 196H248V195H247ZM251 197H252V196H251ZM256 197L259 198V199L261 200V198H260L259 196H255V197H253V198H256ZM47 198H48V196H47ZM63 198H65V196H63ZM63 198H62V199H63ZM43 199H44V198H43ZM58 199H59V198H58ZM134 199H135V198H134ZM48 200H49V199H48ZM136 200H137V199H135L134 201H136ZM256 200H257V199H255V201H254L255 203H252V205L257 203ZM51 201H52V200H51ZM53 201H54V200H53ZM53 201H52L51 203H53ZM127 201H128V200H127ZM132 201H133V199H131V205H130V200H129L127 206L130 205V207H133L135 204H137V203L133 204L134 202H132ZM257 201H259V200H257ZM56 202H58V201H56ZM60 202H61V201H59L58 203H55V204L57 205V208H59V206H61ZM251 202H253V199H251ZM260 202H261L260 204L264 205V204H263L264 201H260ZM59 204H60V205H59ZM260 204L258 203V205H254V207H253V209H254L253 211H254V212L256 211V212H255L256 214H257V211H258V212H259V211L261 212V213L259 212L258 216L256 215V216L254 217V218H255V221H256V223H255L256 228H259V231L262 230V229H261L262 226L264 227V225L262 224V223L264 222V221H263V220H264V206H262V205H260ZM56 205H54L53 207H56ZM58 205H59V206H58ZM128 207H129V206H128ZM255 209H256V210H255ZM179 210H182V206L179 207ZM55 211H56V210H55ZM254 212H253V213H254ZM260 215H261V216H260ZM260 217H261V218L263 217V218L261 219ZM257 218H258V219H257ZM259 219H260V221H259ZM261 221H263V222H261ZM257 222H258V223L261 222V224H260L258 227H257V225H258ZM261 225H262V226H261ZM203 229H204L205 232L207 233V230H206L205 228H201L200 230H202V232L200 233V235H202V236L206 235L205 232L203 233V231H204ZM200 230H199V231H200ZM256 231H257V230H256ZM261 232L264 233L263 230H262ZM258 233H259V232H258ZM258 233H257V235H258ZM208 235H210V234L208 233ZM211 236H212V235H211ZM211 236H209L210 238L208 237V239H214V237H213L214 235L212 236L213 238H212ZM249 236L251 237V235H249ZM252 236H253L254 239H255L256 237L259 238L258 236H255V237H254V235H252ZM220 237H221V236H220ZM247 237H248V235H247ZM250 237H249V239H250L251 241L247 238V241H248V242H247V245H248V243L251 242L250 245H252V246H255V245H256L255 248H258V247H259V248H262V249H263V252H264V246H263L264 243H263V244H260V246H261V245L263 246V247H260L259 245H257V244H258V241H257V240H259V239L256 238L257 243H256V241H255V244H254V242H253L254 239H252V237H251V238H250ZM218 238H219V237H218ZM218 238L215 237V239H214L215 241H214V240H213V241L210 240V241H208V242H209V243H210L211 241L214 242V243H212L211 245H212V246H215L216 243H217L216 240H217ZM218 240H219V243H220V241L222 240V238H221V240H220V239H218ZM261 240H263V239H261ZM197 241H198V240H197ZM197 241H196V242H197ZM194 242H195V241H194ZM252 242H253V243H252ZM197 243H198V242H197ZM209 243H207V244H209ZM222 243H223V241H222ZM260 243H261V242H260ZM195 244H196V243H193V245H195ZM186 245H187V244H186ZM188 245L190 246L191 243L188 244ZM188 245H187V246H188ZM196 245H197V247H198L199 243L196 244ZM217 245H219V244L217 243ZM182 246L185 248L184 245H182ZM201 246H202V245H201ZM201 246H200V248H201L202 250H204L203 248H204L205 246H204L203 248H202ZM219 246H220V245H219ZM193 247H194V246H193ZM193 247L190 248L191 250L187 249V250H188V251L186 250L187 252L184 251V257H185V255H186V257H187V255L189 256L191 253L194 252ZM195 247H196V246H195ZM195 247H194V248H195ZM197 247H196V248H197ZM207 247H208V249L210 250L211 246L208 245ZM187 248H189V247H187ZM196 248H195V250H196ZM205 248H206V247H205ZM214 248H216V246L213 247V249H214ZM248 248H249V246H248ZM250 248L255 250L254 247L252 248V247L250 246ZM250 248H249V249H250ZM262 249H261V250H262ZM170 250H171V247H170ZM170 250H169V253H170V255H171V252H173V250H175V248H173L171 251H170ZM183 250H184V249H183ZM192 250H193V252H191ZM257 250H260V249H257ZM189 251L191 252L190 254H189ZM206 251H207V250H206ZM210 251H211V250H210ZM185 252H186V254H185ZM174 253H175V252H174ZM174 253H173V254H174ZM187 253H188V254H187ZM199 254H200V253H199ZM193 255H194V256H193ZM196 255H197V253L192 254L190 258H188V257L185 258L184 260H186V261H184V262H182V263H185V264H199V262H200V264H201V260L203 261V259H199V260H198V258H196V257L201 258V257H203L202 254H200L199 256H196ZM200 256H201V257H200ZM184 257H183V258H184ZM194 257H195V258H194ZM191 259H192V260H191ZM195 259H196V260H195ZM1 260H2V259H0V261H1ZM3 260H4V259H3ZM5 260H6V259H5ZM197 260H198L199 262H198ZM69 261H70V260H69ZM203 262H204V261H203ZM182 263H181V264H182ZM220 263H221V262H220ZM220 263H219V264H220ZM202 264H204V263H202ZM221 264H222V263H221Z\"/></svg>",
  "mask_w": 264,
  "mask_h": 264
}]
</instances>
